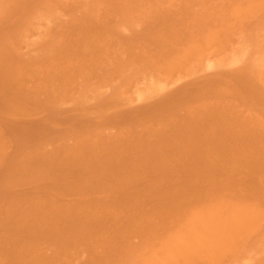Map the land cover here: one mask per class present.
<instances>
[{
  "label": "rangeland",
  "instance_id": "1",
  "mask_svg": "<svg viewBox=\"0 0 264 264\" xmlns=\"http://www.w3.org/2000/svg\"><path fill=\"white\" fill-rule=\"evenodd\" d=\"M53 1L55 0H0V110H1L0 111V115H1L0 116L1 118L0 119V194L2 196V197L0 196V235L2 234L0 236V238H2L0 239V256L2 255L0 257V264H22V263L23 264H36V263L37 264H47V263L48 264H134V263L135 264L136 263L137 264H149V263L150 264H166V262H171V261L172 263L170 264H179L180 261L184 264L186 260L188 261L189 259L190 260L188 261V263L186 262L185 264H264V191H263L264 190V166H263L264 165V157H263L264 155H261L264 153L263 151L264 149V131L263 130L264 129H262L264 128V121H263L264 120L263 118L264 117V97H263L264 77L262 76V74L264 75V64H263L264 62L263 60L264 59V7H263L264 0H245V1L238 0L240 1V4L242 2L244 3L246 7L243 6V4L239 5V2L238 1L236 2V0H229V1L228 0H201V1L200 0H193V1L192 0L191 1L190 0L188 1L187 0H172L173 2L171 0H167V1L166 0H111V1L110 0H56L55 2ZM169 1L172 3H170ZM255 1H257L258 3ZM247 2H249V4ZM254 3H257V4H254ZM45 4H47V6ZM250 4H253L254 12L259 11L260 8L262 9L257 13L256 12L253 13V7L252 5L250 6ZM86 5L88 6L86 7ZM254 5H256V8L258 7V5L259 6L261 5V6L255 9ZM247 6L251 7V8L250 7L248 8L249 11L247 9ZM232 11H233V14L231 17L230 14L232 13ZM245 11L248 14H246ZM132 12L133 13L135 12V13L133 14ZM240 13H243V14L240 15ZM146 14L148 17L145 16ZM138 15L140 18L138 17ZM233 15L236 18H234ZM244 15H245V18L243 17ZM240 16H242V18L238 19ZM233 18L235 19L234 24H233V21H234ZM78 19L80 20V22L78 21ZM231 19H233L232 22H229L231 21ZM221 20L223 22H221ZM226 23H230L232 27L230 24H229L230 26L228 24L227 26ZM214 24H216V26ZM190 25H193V26H190ZM221 26L222 28H219ZM229 27H231L232 29L230 30ZM224 29H228V30H224ZM220 30L222 31V34ZM183 31L185 32L182 33ZM215 33H216V36H215ZM213 35L215 36L214 39H213ZM191 37L195 40H193ZM210 37L211 39L214 40V41L211 40L213 43H210L211 41L209 42ZM149 38L150 39L152 38V39L150 40ZM199 38L202 40V42ZM204 38H207V41L209 43L203 42L206 40V39L203 40ZM63 39H66V40H63ZM215 39H217V41ZM221 42L222 44H220ZM158 44L161 46H159ZM172 44L173 45L176 44V45L173 46ZM217 44H218V47H217ZM174 47H176L175 49H177V51L174 49ZM193 47L196 48L195 51L197 52H194ZM215 47H217L218 50ZM186 48H187V51H184L186 50ZM214 48L217 51H215ZM189 49H190L189 55L192 54L191 55L192 57L195 56L194 58L190 56L191 60L190 58L188 59ZM178 52H179V56H185V57L177 56ZM184 52H185V55H184ZM244 53L246 54L244 55ZM237 54L240 56L238 57ZM88 55L90 57H88ZM160 56H162L163 58H161ZM176 56L179 57V59H177ZM257 56H259V58ZM260 56H263V57H260ZM252 58L254 59L252 60ZM257 58L259 61L257 62L254 61ZM261 58H263L262 61L260 60ZM169 60H171V62ZM161 61L164 64H162ZM178 62H183L182 63L183 65L181 63L179 64ZM202 62L204 66L202 65ZM255 62L259 63L260 67L256 65ZM249 63H251L250 65L253 68L251 66H248ZM199 64L201 67L199 66ZM208 64L210 65V67ZM260 64L262 65V67ZM172 65H174V67ZM245 65L248 67L246 68ZM80 66H82L81 69H79ZM153 67L155 69H153ZM256 67H259L258 70ZM260 68L262 72L259 71ZM249 69H251L252 71H250ZM237 76H239L240 78ZM241 77L245 78V80L243 78L241 79ZM259 79L262 81V83L261 81H259ZM249 80H250V83H249ZM44 81L46 82V84ZM244 83H245V86L250 85L249 87H252V86L253 87L251 89L249 87H245ZM228 89H231V90H228ZM246 89L249 91H247ZM139 91H141L142 93ZM242 91H244L245 94ZM250 91L251 92L256 91L255 93L253 92L254 95L252 94V97H251ZM114 93L117 95H114ZM203 93H205L206 96ZM255 94H256V97H254ZM258 96L259 97L262 96V97L259 98ZM253 99H255L258 103ZM257 99H259L262 102H260ZM197 103H198L197 105L198 107H196ZM249 103L251 105H249ZM210 104H212L213 107ZM250 107L253 113L250 111ZM16 108L18 109V111ZM219 109L220 111L218 112ZM208 112H210V114H208ZM225 112L227 113L225 114ZM217 113H220V114H217ZM205 115L206 116L210 115V116L208 118V117H205ZM254 115L256 116L257 119L253 118L255 117ZM181 117L185 121L187 120L188 122L187 121L186 122L188 124L185 123V121ZM196 118H199L201 120L196 119ZM228 119L230 120L228 121ZM110 120L112 121L109 122ZM157 120L159 122H157ZM233 120L235 121L233 122ZM257 120L261 122L263 121L262 127L260 126L261 123L258 122ZM220 121L222 122L220 123ZM166 123L168 124V126ZM183 123L186 125H184ZM234 123L238 125V129H237V125H235ZM105 125L106 127L104 129ZM101 126L103 130L101 129ZM185 126L187 128L189 127L190 128L188 130H184L186 129ZM240 126H243V127L240 128ZM128 127H129V130L127 129ZM141 127L143 129H141ZM202 127L203 128L205 127V128L203 129ZM217 127L219 128L217 129ZM199 128L202 130H200ZM159 129L162 131H160ZM256 129H260L261 131L260 130L256 131ZM86 131L88 132L86 133ZM132 131L134 134L131 133ZM92 132H94L95 134ZM121 132H123L124 134ZM150 132H152L153 134ZM165 132L166 134H164ZM229 133L230 134L232 133V135H230ZM74 134H76V137ZM142 134H145V136ZM150 134L153 136H151ZM162 134L165 135L166 137L163 136ZM113 135H116L117 137ZM212 135L214 136L213 138H212ZM164 137H165V140H164ZM247 137L248 138L251 137V138L247 139ZM189 138L191 141L189 140ZM15 140H17L18 142ZM20 141L22 142L19 143ZM139 141H140V144H139ZM160 141L162 142V144ZM231 141L233 142L231 143ZM15 142L18 143L19 145L16 144ZM126 142H128V145ZM177 142H178V145H177ZM187 142H189V144ZM216 142L219 144H216ZM257 142L259 145L257 144ZM225 143L227 146L225 145ZM136 144L138 146H136ZM67 145L71 148H68ZM54 146L56 150L54 149ZM58 146H60V148ZM163 146L164 147L166 146V147L163 148ZM207 146H210V148ZM260 146H262L263 149ZM258 147L260 148V151ZM14 148L16 149L14 150ZM79 148H80V151H79ZM184 150H185V153H184ZM219 151L222 153H219ZM195 152H196V155L194 154ZM207 152H209L211 156L212 155L213 156L211 157L209 153ZM143 153L146 157L143 156ZM163 153L165 154L168 153V154L164 155ZM174 153L175 155H173ZM217 153L220 155L218 156ZM226 153H229V154H226ZM234 154L237 155L236 158L238 156L239 157L236 159L234 157ZM255 154L257 156H255ZM158 155L160 156V158ZM46 156H49V157H46ZM209 156L213 159H211ZM192 157L194 158L195 162L193 161ZM218 157L220 158L218 159ZM251 157H254V158H251ZM262 157H263V160H261ZM143 158L147 160L148 162L145 161ZM214 158L218 160L216 161V159ZM103 160H105L106 163H104ZM240 160H241V163H238L239 165L236 164L237 162H240ZM253 160H254L255 165L253 164ZM180 161L181 162L183 161V162L181 163ZM136 163H138L139 165ZM154 163L156 165H154ZM184 163L186 164V166ZM204 163H206L207 166H205L206 164L203 165ZM118 165L119 166L121 165V166L119 167ZM180 165L182 166V169L185 173L187 174L189 172L190 173L188 175L185 174L182 171V169H180L181 168ZM196 165L197 167H195ZM221 165H223L224 169L222 168ZM241 165L242 167H240ZM249 165H250V168H248ZM122 166H125V167H122ZM199 166H201V168ZM202 167L205 168V169L203 168L205 171L202 169ZM260 167L263 169H261ZM251 168L253 171L251 170ZM112 169H113V172H112ZM136 169L138 170L136 171ZM194 169L197 170L198 173ZM201 169L203 170L204 173L202 172ZM246 169H249L250 171ZM200 170H201V175H200ZM126 171H128L129 174ZM166 171L168 173L170 171L171 172L168 174ZM208 171L210 172V174L208 173ZM224 171L226 175L222 174L224 173ZM255 171L257 172L255 173ZM118 172H120L119 175H117ZM174 172L178 174L176 175ZM235 176H238L241 178L238 179L237 177L235 179ZM255 178L257 180H254ZM202 179L203 181H201ZM220 179H222L223 181ZM119 181L121 184L119 183ZM177 181H179V183ZM238 181L240 182L237 183ZM114 182L116 183L118 182V183L116 184ZM170 183H173V184H170ZM176 183H178L179 186ZM127 184H129L130 186L129 185L126 186ZM152 184H156V185H152ZM198 184H199V187H197ZM213 184L215 185V187ZM123 186H124V189H123ZM170 186H173L171 187L173 189L168 188ZM90 187L93 189V191ZM108 187L109 188L111 187V188L109 189ZM194 187L197 189H195ZM29 188L31 189V191L29 190ZM97 188H99L100 190ZM115 189H116V192L118 193L115 192ZM135 189H136V193H135ZM181 189H183V191ZM188 189H191V190H188ZM239 189L240 191H238ZM152 190H155V191H152ZM175 190H177V192ZM83 191H84V194H83ZM193 191H194V194H192ZM213 191H215L214 193L218 192L219 197L217 196V193L213 194ZM155 192L157 194L159 192L161 193L157 195ZM185 192H186V195H184ZM187 192H189V194ZM179 193L180 194L182 193V194L180 195ZM125 196H128L129 198ZM116 197L118 200L115 199ZM130 197H133V198L131 199ZM188 197L190 198V201H188L189 200ZM223 198L225 200H223ZM40 199L41 201H39ZM88 201H90L89 202L90 205L87 204ZM125 201H128L129 204L128 202H125ZM176 201H177V204H176ZM186 201L188 202L187 204H186ZM204 201L207 202V204H204ZM147 202H150L151 204L150 203L148 204ZM228 202H229V205H228ZM83 203L85 205H83ZM94 203H96L95 205H97V208H95L96 206L94 205ZM195 203H198L196 207H195ZM246 203H248L247 206H246ZM164 204H167V205H164ZM137 205L139 208L137 207ZM156 205H158V207H154ZM201 206L203 207L201 208ZM220 206H222V208H220ZM241 206L244 209H242ZM192 207L194 208V210H192L193 209ZM256 207L257 209L258 208L259 209L257 210ZM238 208L242 210L241 213L238 212L240 211ZM133 209L134 211H132ZM216 209H219V210L221 209V210L215 211ZM190 210H192L191 213H190ZM208 210L211 214L208 212ZM233 210L237 211V213L241 214L242 216L238 215ZM113 211H115L116 213ZM246 211L249 212L248 215L249 214L250 216L253 215V217H250L249 219ZM4 212L5 214H7L6 212H8V214L4 215ZM28 212H31V213H28ZM135 212L138 215L136 214L134 215ZM193 213L194 214L197 213L196 216H193L194 215ZM198 213L200 215H198ZM235 213L237 217L235 216ZM244 213H246L248 217L247 219H245L246 217L244 218V215H245ZM205 214L207 215L205 216ZM214 214H216V216ZM185 215L186 216L188 215L190 219L188 220V216L186 217ZM34 216L36 217L32 218ZM56 217H60V219ZM185 217L187 219H185ZM206 217L207 218L211 217L212 221H210L211 219L209 218L207 219ZM214 217H216L218 220H220L221 218V222L218 221ZM75 218L76 220L77 219L78 220L77 221L72 220ZM252 218H255V219L253 220ZM228 219L229 221H227ZM243 219L245 221H243ZM14 220H17V221L15 222ZM56 220L59 222H56ZM129 220H131L132 223ZM176 220H179L181 224L175 227L173 225H177V223H179ZM246 220H248V222ZM252 221L254 222L251 223ZM183 222L185 223L182 224ZM186 222L187 223L189 222L188 224L189 226L186 224ZM193 222L198 227V230H200L199 232L198 230L197 231L194 230L195 225H192ZM232 222H235V223H232ZM81 223H82V226H81ZM237 223H240L239 225L241 227L237 225ZM31 224L32 225L34 224V225L32 226ZM185 224H186L185 227H187V229L184 227ZM28 225H30L29 228H28ZM106 225H109V226H106ZM207 225H210V226L213 225L215 227L213 228V226H211L213 228L212 229L213 232L211 231V228L208 227ZM217 225H219L218 226L219 229H216L218 228ZM237 226H239L241 229ZM94 227L96 230L94 229ZM188 227H190V230H192V232L191 231L189 232ZM236 227L239 230L236 229ZM87 228L89 229L87 230ZM182 228L185 229V231ZM233 228L235 229V232L237 235L235 234V232H233L234 231ZM51 229L53 231H51ZM173 229L177 230V232L174 231ZM215 229L216 231L217 230L219 231L220 229H222V231L220 230L219 233H221L222 235L224 234L223 237L218 232H215L214 231ZM186 230L189 233V234L187 233L188 235L185 233ZM201 230L206 231V234L203 232V234H205V237L203 234H201L202 236L199 234V233H202ZM236 230L239 231V233ZM182 231H184V233H182ZM10 232L13 234H11ZM18 232H19V235H18ZM208 232L211 235L215 232L214 237L218 233L219 238L217 239L219 240H216L213 236L208 235L209 234ZM227 232L229 233L227 234ZM85 233L86 235L88 234L87 237ZM76 234L77 235L81 234V235L75 236ZM227 235H230V237ZM180 236L181 237L184 236V237L180 238ZM187 236H190V238L192 236V238L191 239L189 238V240L187 238V240L189 241L188 244H187V240L185 239ZM195 237L196 238L199 237V239H196ZM161 238H163V241H161L162 240ZM204 238H206L207 241L204 240ZM220 239H222L221 241H223L222 242L223 246L217 245L218 246V249H217L215 247V244L217 243V241L220 242ZM81 240H83V243ZM96 240L97 241L99 240L102 243H100L99 241L96 242ZM198 240L200 241L198 242ZM212 240H213V243H211ZM192 241L198 244L200 243L199 246L201 247L202 245L205 246L206 242L209 244L211 243V244L210 245L206 244L205 247H207L208 249L205 247H202V248L200 247V252H199V248H198L199 246L196 243H195V246H194V243L191 244ZM214 242L216 243L214 244ZM168 243L170 244L172 243L171 245L177 246L176 249L177 248L178 249L176 250L175 248H169L168 246H170V244ZM177 243H180V245H178ZM62 244L63 245L65 244V245L62 246ZM212 244L214 247L212 246ZM30 245H31V249H29ZM163 245H165V247ZM181 245H183V247H181ZM185 245H187L188 247H185ZM207 245L211 246L210 249L214 248L215 250H212V249L210 250ZM158 246H160L162 249L160 248L159 250L158 248H156ZM196 246L198 248V251H197V248L196 249L194 248ZM220 246L222 248H219ZM166 247H168L169 249L167 250ZM179 248H180V251H178ZM203 248L204 250H202ZM189 249H190V253L184 254V252L186 253L185 250H189ZM193 250L196 252H194ZM205 250H207L208 253H206ZM208 250L210 251V253ZM191 251L196 254H192ZM202 251L207 256H205L203 253L201 256L200 254ZM214 251H216V253H214ZM180 252H182L181 256L178 257L180 255ZM165 253L169 255V257ZM173 253L175 255L176 253L179 254L176 256V258L178 257L177 259H175V256H172L174 255ZM208 254L209 255L214 254V255H212V258L210 259ZM143 255H145V257ZM203 255L206 258H204ZM185 256L186 257L189 256L187 257L189 259H187ZM194 256H195V259H191V257L194 258ZM196 256L198 259L196 258ZM146 257L149 258L150 260L147 259ZM4 258L6 260H4ZM151 258L153 259V261ZM169 259H171V261H169ZM183 259H185L184 262L182 261ZM34 261L35 263H33ZM190 261H193V263L192 262L190 263Z\"/></svg>",
  "mask_w": 264,
  "mask_h": 264
},
{
  "label": "bare ground",
  "instance_id": "2",
  "mask_svg": "<svg viewBox=\"0 0 264 264\" xmlns=\"http://www.w3.org/2000/svg\"><path fill=\"white\" fill-rule=\"evenodd\" d=\"M55 1H56V0H55ZM55 1H53V2H55ZM110 1H111V0H110ZM166 1H167V0H166ZM171 1H172V0H171ZM187 1H188V0H187ZM190 1H191V0H190ZM192 1H193V0H192ZM200 1H201V0H200ZM228 1H229V0H228ZM237 1H238V0H236V2H237ZM244 1H245V0H244ZM103 2H104V1H103ZM127 2H128V1H127ZM130 2H131V1H130ZM149 2H150V1H149ZM158 2H159V1H158ZM169 2H170V1H169ZM169 2H168V4H169ZM172 2H173V1H172ZM172 2H170V3H172ZM179 2H180V1H179ZM238 2H239V5L243 4V6H245L244 3L241 2V4H240V1H238ZM255 2H257V1H255ZM260 2H261V1H260ZM96 3H97V2H96ZM104 3H105V2H104ZM133 3H134V2H133ZM135 3H136V2H135ZM182 3H183V2H182ZM187 3H188V2H187ZM192 3H194V2H192ZM196 3H197V2H196ZM196 3H195V4H196ZM228 3H229V2H228ZM247 3L249 4V2H247ZM251 3H252V2H251ZM257 3H258V2H257ZM257 3H254V4H257ZM6 4H7V3H6ZM117 4H118V3H117ZM127 4H128V3H127ZM130 4H131V3H130ZM149 4H150V3H149ZM149 4H148V5H149ZM164 4H165V3H164ZM176 4H177V2H176ZM185 4H186V3H185ZM229 4H230V3H229ZM233 4H234V3H233ZM248 4H247V5H248ZM259 4H260V3H259ZM261 4H263V3H261ZM11 5H12V3H11ZM43 5H44V4H43ZM45 5L47 6V4H45ZM100 5H101V4H100ZM121 5H122V4H121ZM139 5H140V4H139ZM144 5H145V4H144ZM154 5H155V4H154ZM251 5H252V7H253V4H250V6H251ZM263 5H264V4H263ZM54 6H55V5H54ZM87 6H88V5H86V7H87ZM94 6H95V5H94ZM131 6H132V5H131ZM142 6H143V5H142ZM170 6H171V4H170ZM250 6H249V7H250ZM254 6H255V9H257V8L260 7L261 5H260V6L258 5L257 8H256V5H254ZM136 7H137V6H136ZM139 7H140V6H139ZM144 7H145V6H144ZM147 7H148V6H147ZM189 7H190V6H189ZM227 7H228V6H227ZM229 7H230V6H229ZM235 7H236V6H235ZM245 7H246V6H245ZM249 7L247 6V9H248ZM263 7H264V6H263ZM47 8H48V7H47ZM158 8H159V7H158ZM250 8H251V7H250ZM126 9H127V8H126ZM184 9H185V8H184ZM188 9H189V8H188ZM227 9H228V8H227ZM261 9H262V8H260L259 11H260ZM85 10H86V8H85ZM91 10H92V9H91ZM148 10H149V9H148ZM153 10H155V9H153ZM169 10H170V9H169ZM228 10H229V9H228ZM230 10H232V9H230ZM245 10H246V9H245ZM58 11H59V10H58ZM134 11H135V10H134ZM142 11H143V10H142ZM179 11H180V10H179ZM223 11H224V10H223ZM246 11H247V10H246ZM246 11H245V12H246ZM248 11H249V9H248ZM248 11H247V12H248ZM259 11H257V12H259ZM128 12H129V11H128ZM149 12H150V11H149ZM155 12H156V11H155ZM157 12H158V10H157ZM243 12H244V11H243ZM247 12H246V14H248ZM255 12H256V11H255ZM255 12H254V7H253V13H255ZM257 12H256V13H257ZM93 13H94V12H93ZM97 13H98V12H97ZM132 13H133V12H132ZM134 13H135V12H134ZM134 13H133V14H134ZM144 13H145V12H144ZM189 13H190V12H189ZM220 13H221V11H220ZM230 13H231V12H230ZM234 13H235V12H234ZM251 13H252V12H251ZM83 14H84V13H83ZM142 14H143V13H142ZM232 14H233V11H232V13L230 14L231 17H232ZM235 14H236V13H235ZM242 14H243V13H240V15H242ZM89 15H90V14H89ZM152 15H153V14H152ZM192 15H193V14H192ZM221 15H222V14H221ZM132 16H133V15H132ZM132 16H131V17H132ZM145 16H147V14H146ZM145 16H144V17H145ZM216 16H217V15H216ZM233 16H234V15H233ZM246 16H247V15H246ZM97 17H98V16H97ZM131 17H130V18H131ZM135 17H136V16H135ZM138 17H139V15H138ZM138 17H137V18H138ZM147 17H148V16H147ZM147 17H146V18H147ZM166 17H167V16H166ZM191 17H192V16H191ZM219 17H220V16H219ZM223 17H224V15H223ZM223 17H222V18H223ZM243 17L245 18V15H244ZM12 18H13V17H12ZM139 18H140V17H139ZM139 18H138V19H139ZM141 18H142V17H141ZM234 18H236V17L234 16ZM234 18H233V19H234ZM237 18H238V17H237ZM240 18H242V16H240L238 19H240ZM133 19H134V18H133ZM152 19H153V18H152ZM233 19H231V21H229V22H232ZM11 20H12V19H11ZM134 20H135V19H134ZM167 20H168V19H167ZM222 20H223V19H222ZM222 20H221V22H223ZM78 21L80 22L79 19H78ZM164 21H165V20H164ZM164 21H163V22H164ZM193 21H194V20H193ZM193 21H192V22H193ZM238 21H240V20H238ZM2 22H3V21H2ZM168 22H169V21H168ZM182 22H183V21H182ZM187 22H188V21H187ZM234 22H235V19H234V21H233V24H234ZM242 22H243V21H242ZM92 23H93V21H92ZM237 23H238V22H237ZM83 24H85V23H83ZM184 24H185V23H184ZM186 24H187V23H186ZM191 24H192V23H191ZM198 24H199V23H198ZM227 24L229 25L230 23H226V25H227ZM4 25H5V24H4ZM81 25H82V24H81ZM87 25H88V24H87ZM89 25H90V24H89ZM162 25H163V24H162ZM170 25H171V24H170ZM214 25L216 26V24H214ZM228 25H227V26H228ZM230 25H231V24H230ZM230 25H229V26H230ZM2 26H3V25H2ZM153 26H154V25H153ZM163 26H164V25H163ZM174 26H175V25H174ZM179 26H180V25H179ZM185 26H186V25H185ZM188 26H189V25H188ZM190 26H193V25H190ZM223 26H224V25H223ZM83 27H85V26H83ZM91 27H92V26H91ZM159 27H160V26H159ZM183 27H184V26H183ZM231 27H232V25H231ZM231 27H229L230 30L232 29ZM89 28H90V27H89ZM185 28H186V27H185ZM211 28H212V27H211ZM219 28H222V26L219 27ZM226 28H228V27H226ZM172 30H173V29H172ZM182 30H183V29H182ZM218 30H219V29H218ZM222 30H223V29H222ZM224 30H228V29H224ZM230 30H229V31H230ZM207 31H209V30H207ZM141 32H142V30H141ZM151 32H152V31H151ZM184 32H185V31H183L182 33H184ZM191 32H192V31H191ZM220 32H221V34H222V31H221V30H220ZM223 32H224V31H223ZM226 32H227V31H226ZM138 33H139V32H138ZM163 33H164V32H163ZM180 33H181V32H180ZM206 33H207V32H206ZM169 34H170V33H169ZM177 34H178V33H177ZM151 35H152V34H151ZM158 35H159V34H158ZM162 35H163V34H162ZM183 35H184V34H183ZM194 35H195V34H194ZM203 35H204V34H203ZM208 35H210V34H208ZM154 36H155V35H154ZM204 36H205V35H204ZM215 36H216V33H215ZM215 36L213 35V39H214ZM221 36H222V35H221ZM146 37H147V36H146ZM150 37H151V36H150ZM160 37H161V36H160ZM164 37H165V36H164ZM205 37H206V36H205ZM225 37H226V36H225ZM173 38H174V37H173ZM191 38H192V37H191ZM191 38H190V39H191ZM194 38H195V37H194ZM200 38H202V37H200ZM200 38H199V39H200ZM149 39H150V38H149ZM151 39H152V38H151ZM151 39H150V40H151ZM153 39H154V38H153ZM177 39H178V38H177ZM192 39H193V38H192ZM205 39H206V40H205ZM213 39H211V37H210L209 42H210L211 40L214 41ZM217 39H218V38H217ZM217 39H215V40L217 41ZM20 40H21V39H20ZM46 40H47V39H46ZM63 40H66V39H63ZM141 40H142V39H141ZM159 40H161V39H159ZM159 40H158V42H159ZM193 40H195V39H193ZM200 40H201V39H200ZM203 40H205V41H203V42H205V43H206V42L209 43V42L207 41V38H204ZM222 40H223V39H222ZM229 40H231V39H229ZM229 40H228V41H229ZM49 41H50V40H49ZM136 41H137V39H136ZM165 41H166V40H165ZM169 41H170V40H169ZM189 41H190V40H189ZM212 41H211L210 43H213ZM166 42H167V41H166ZM191 42H192V41H191ZM198 42H199V40H198ZM201 42H202V40H201ZM169 43H170V42H169ZM218 43H219V42H218ZM160 44H161V43H160ZM220 44H222V42H221ZM224 44H226V43H224ZM144 45H145V44H144ZM158 45H159V44H158ZM172 45H173V44H172ZM174 45H176V44H174ZM174 45H173V46H174ZM184 45H185V44H184ZM189 45H190V44H189ZM36 46H37V45H36ZM149 46H150V45H149ZM159 46H161V45H159ZM159 46H158V47H159ZM180 46H181V45H180ZM221 46H222V45H221ZM66 47H67V46H66ZM181 47H182V46H181ZM190 47H191V46H190ZM202 47H204V46H202ZM217 47H218V44H217ZM217 47H215V48H217ZM226 47H227V46H226ZM5 48H6V47H5ZM84 48H85V47H84ZM163 48H165V47H163ZM175 48H176V47H174V49H175ZM178 48H179V47H178ZM193 48H194V47H193ZM215 48H214V50H215ZM81 49H82V48H81ZM150 49H151V47H150ZM172 49H173V48H172ZM174 49H173V50H174ZM183 49H184V47H183ZM195 49H196V48H194V52H197V51H195ZM222 49H223V48H222ZM226 49H227V48H226ZM235 49H236V47H235ZM235 49H234V50H235ZM60 50H61V49H60ZM144 50H146V49H144ZM160 50H161V49H160ZM166 50H167V49H166ZM175 50L177 51V49H175ZM180 50H181V48H180ZM217 50H218V48H217ZM217 50H215V51H217ZM219 50H220V49H219ZM83 51H84V50H83ZM91 51H92V50H91ZM150 51H151V50H150ZM178 51H179V50H178ZM184 51H187V48H186V50H184ZM200 51H201V50H200ZM215 51H214V52H215ZM231 51H232V50H231ZM143 52H144V51H143ZM147 52H148V51H147ZM167 52H168V51H167ZM235 52H236V51H235ZM64 53H65V52H64ZM86 53H87V52H86ZM131 53H132V52H131ZM154 53H155V52H154ZM159 53H160V52H159ZM175 53H176V52H175ZM180 53H181V51H180ZM182 53H183V52H182ZM186 53H187V52H186ZM233 53H234V52H233ZM237 53H238V52H237ZM189 54H190V49H189V51H188V55H189ZM235 54H236V53H235ZM235 54H234V55H235ZM239 54H240V53H239ZM245 54H246V53H244V55H245ZM84 55H85V54H84ZM94 55H95V54H94ZM165 55H166V54H165ZM171 55H172V54H171ZM173 55H174V53H173ZM182 55H183V54H182ZM184 55H185V52H184ZM191 55H192V54H191ZM191 55H189V57H188V59L190 58V60H191V57H192ZM237 55H238V54H237ZM177 56H179V52H178V55H177ZM177 56H176V57H177ZM190 56H191V57H190ZM193 56H194V55H193ZM239 56H240V55H238V57H239ZM241 56H242V55H241ZM88 57H90V56L88 55ZM160 57L163 58L162 56H160ZM179 57H185V56H179ZM179 57H177V59H179ZM194 57H195V56H194ZM194 57H192V58H194ZM234 57H235V56H234ZM238 57H237V58H238ZM244 57H245V56H244ZM257 57L259 58V56H257ZM260 57H263V56H260ZM91 58H92V57H91ZM169 58H170V57H169ZM169 58H168V59H169ZM237 58H236V59H237ZM254 58H255V57H254ZM254 58H252V60H253ZM258 58H257L256 60H254V61H256V62L259 61ZM157 59H158V57H157ZM174 59H175V58H174ZM177 59H176V60H177ZM262 59H263V58H261L260 60L262 61ZM86 60H87V59H86ZM91 60H92V59H91ZM151 60H152V59H151ZM164 60H165V59H164ZM164 60H163V61H164ZM182 60H183V58H182ZM216 60H217V59H216ZM250 60H251V59H250ZM263 60H264V59H263ZM94 61H95V60H94ZM155 61H156V60H155ZM169 61L171 62V60H169ZM177 61H178V60H177ZM179 61H180V60H179ZM261 61H260V63H261ZM41 62H42V61H41ZM80 62H81V60H80ZM251 62H252V61H251ZM256 62H255V63H256ZM88 63H89V62H88ZM158 63H159V62H158ZM158 63H157V64H158ZM161 63H162V61H161ZM172 63H174V62H172ZM178 63H179V64H180V63L182 64L183 62H178ZM79 64H81V63H79ZM90 64H91V63H90ZM157 64H156V65H157ZM162 64H164V63H162ZM168 64H169V63H168ZM168 64H167V65H168ZM250 64H251V63H249L248 66H251ZM263 64H264V62H263ZM158 65H159V64H158ZM165 65H166V64H165ZM182 65H183V64H182ZM182 65H181V67H182ZM202 65H203V62H202ZM208 65H209V64H208ZM246 65H247V63H246ZM246 65H245V67L247 68L248 66H246ZM256 65L259 66V63H256ZM260 65H261V64H260ZM40 66H41V65H40ZM82 66H83V65H82ZM82 66H80L79 69H81ZM169 66H171V65H169ZM172 66L174 67V65H172ZM199 66H200V64H199ZM199 66H198V67H199ZM203 66H204V65H203ZM154 67H155V66H154ZM154 67H153V69L156 68V67H155V68H154ZM183 67H184V66H183ZM194 67H195V66H194ZM200 67H201V66H200ZM209 67H210V65H209ZM251 67H252V66H251ZM259 67H260V66H259ZM259 67H256L257 70H258ZM261 67H262V65H261ZM45 68H46V67H45ZM67 68H68V67H67ZM150 68H151V67H150ZM252 68H253V67H252ZM252 68H251V69H252ZM256 68H255V69H256ZM61 69H62V68H61ZM153 69H152V70H153ZM162 69H163V68H162ZM192 69H193V68H192ZM203 69H204V68H203ZM251 69H249V70L252 71ZM262 69H263V68H262ZM7 70H8V69H7ZM62 70H63V69H62ZM71 70H72V69H71ZM173 70H174V69H173ZM206 70H207V69H206ZM242 70H243V69H242ZM27 71H28V70H27ZM72 71H73V70H72ZM74 71H75V70H74ZM85 71H86V70H85ZM147 71H148V70H147ZM160 71H161V70H160ZM170 71H171V70H170ZM259 71L262 72V71H261V68H260ZM23 72H24V71H23ZM81 72H82V71H81ZM144 72H145V71H144ZM199 72H200V71H199ZM7 73H8V72H7ZM62 73H63V72H62ZM174 73H175V71H174ZM257 73H258V72H257ZM17 74H18V73H17ZM70 74H71V73H70ZM83 74H84V72H83ZM250 74H251V73H250ZM255 74H256V73H255ZM258 74H259V73H258ZM258 74H257V75H258ZM21 75H22V74H21ZM21 75H20V76H21ZM171 75H173V74H171ZM190 75H191V74H190ZM235 75H236V74H235ZM235 75H233V76H235ZM45 76H46V75H45ZM48 76H49V75H48ZM68 76H69V75H68ZM147 76H148V74H147ZM262 76L264 77L263 74H262ZM237 77H239V76H237ZM259 77H260V76H259ZM140 78H141V77H140ZM147 78H148V77H147ZM239 78H240V77H239ZM242 78H243V77H241V79H242ZM142 79H143V78H142ZM217 79H218V78H217ZM243 79L245 80V78H243ZM256 79H257V78H256ZM261 79H262V78H261ZM149 80H150V79H149ZM153 80H154V79H153ZM153 80H152V81H153ZM136 81H137V80H136ZM139 81H140V80H139ZM146 81H147V80H146ZM152 81H151V83H152ZM252 81H253V79H252ZM255 81H257V80H255ZM259 81H261V80L259 79ZM44 82H45V81H44ZM137 82H138V81H137ZM148 82H149V81H148ZM247 82H248V81H247ZM175 83H176V82H175ZM208 83H209V82H208ZM239 83H240V82H239ZM249 83H250V80H249ZM251 83H253V82H251ZM261 83H262V81H261ZM45 84H46V82H45ZM227 84H228V83H227ZM241 84H242V83H241ZM254 84H255V83H254ZM254 84H253V85H254ZM256 84H258V83H256ZM19 85H21V84H19ZM30 85H31V84H30ZM248 85H249V84H248ZM261 85H262V84H261ZM46 86H47V85H46ZM86 86H87V85H86ZM148 86H149V85H148ZM203 86H204V85H203ZM207 86H208V84H207ZM210 86H211V85H210ZM244 86H245V83H244ZM249 86H250V85H249ZM249 86H245V87H249ZM254 86H255V85H254ZM16 87H18V86H16ZM204 87H205V86H204ZM204 87H202V88H204ZM252 87H253V86H252ZM252 87H249V88L251 89ZM255 87H256V86H255ZM13 88H14V87H13ZM144 88H145V87H144ZM148 88H149V87H148ZM164 88H165V87H164ZM227 88H228V87H227ZM237 88H238V87H237ZM240 88H241V87H240ZM243 88H244V87H243ZM259 88H260V87H259ZM259 88H258V89H259ZM263 88H264V87H263ZM263 88H262V90H263ZM83 89H84V88H83ZM253 89H254V88H253ZM22 90H23V89H22ZM209 90H210V89H209ZM211 90H212V89H211ZM216 90H217V89H216ZM228 90H231V89H228ZM237 90H238V89H237ZM246 90H247V89H246ZM82 91H83V90H82ZM87 91H88V90H87ZM90 91H91V90H90ZM161 91H162V90H161ZM223 91H224V90H223ZM238 91H239V90H238ZM247 91H249V90H247ZM53 92H54V91H53ZM139 92H141V91H139ZM242 92L244 93V91H242ZM250 92H251V91H250ZM253 92H254V91H252V92L250 93V94H251V97H252ZM255 92H256V91H255ZM255 92H254V93H255ZM47 93H48V92H47ZM141 93H142V92H141ZM156 93H157V92H156ZM258 93H259V92H258ZM150 94H151V93H150ZM172 94H173V93H172ZM191 94H192V93H191ZM203 94L206 96L205 93H203ZM211 94H212V93H211ZM236 94H237V93H236ZM244 94H245V93H244ZM248 94H249V93H248ZM261 94H262V93H261ZM64 95H65V94H64ZM114 95H117V94L114 93ZM114 95H113V96H114ZM118 95H119V94H118ZM138 95H139V94H138ZM145 95H146V93H145ZM192 95H193V94H192ZM217 95H218V94H217ZM238 95H239V94H238ZM253 95H254V94H253ZM83 96H84V94H83ZM165 96H166V95H165ZM190 96H191V95H190ZM219 96H220V95H219ZM225 96H226V95H225ZM232 96H233V95H232ZM248 96H249V95H248ZM96 97H97V96H96ZM111 97H112V95H111ZM132 97H133V96H132ZM163 97H164V96H163ZM166 97H167V96H166ZM186 97H187V96H186ZM192 97H193V96H192ZM194 97H195V95H194ZM229 97H231V96H229ZM233 97H234V96H233ZM235 97H236V96H235ZM249 97H250V96H249ZM251 97H250V98H251ZM254 97H256V94H255ZM258 97H259V96H258ZM261 97H262V96H260L259 98H261ZM263 97H264V95H263ZM84 98H85V97H84ZM84 98H83V99H84ZM118 98H119V97H118ZM125 98H126V96H125ZM150 98H151V97H150ZM243 98H244V97H243ZM128 99H129V98H128ZM201 99H202V98H201ZM214 99H215V98H214ZM222 99H223V98H222ZM237 99H238V98H237ZM245 99H246V98H245ZM8 100H9V99H8ZM98 100H99V99H98ZM133 100H134V99H133ZM160 100H161V99H160ZM251 100H252V99H251ZM253 100H255V99H253ZM257 100H259V99H257ZM261 100H263V99H261ZM81 101H82V100H81ZM101 101H102V100H101ZM200 101H202V100H200ZM219 101H221V100H219ZM231 101H232V100H231ZM245 101H246V100H245ZM255 101H256V100H255ZM255 101H254V103H255ZM259 101H260V100H259ZM27 102H28V101H27ZM105 102H106V101H105ZM105 102H104V103H105ZM233 102H234V101H233ZM256 102H257V101H256ZM260 102H262V101H260ZM48 103H49V102H48ZM79 103H80V102H79ZM84 103H85V102H84ZM106 103H107V102H106ZM119 103H120V102H119ZM158 103H159V102H158ZM160 103H162V102H160ZM199 103H200V102H199ZM202 103H203V102H202ZM202 103H201V104H202ZM228 103H229V102H228ZM234 103H235V102H234ZM244 103H245V102H244ZM246 103H247V102H246ZM257 103H258V102H257ZM27 104H28V103H27ZM100 104H101V103H100ZM100 104H99V105H100ZM226 104H227V103H226ZM114 105H115V104H114ZM158 105H159V104H158ZM189 105H190V104H189ZM189 105H187V106H189ZM197 105H198V103L196 104V107H198ZM210 105H212V104H210ZM222 105H223V104H222ZM249 105H251V104L249 103ZM100 106H101V105H100ZM193 106H194V105H193ZM199 106H200V105H199ZM190 107H191V106H190ZM202 107H203V106H202ZM204 107H206V106H204ZM208 107H209V105H208ZM212 107H213V105H212ZM219 107H220V106H219ZM226 107H227V106H226ZM253 107H254V105H253ZM102 108H103V107H102ZM109 108H110V107H109ZM217 108H218V107H217ZM217 108H216V109H217ZM247 108H248V107H247ZM259 108H260V107H259ZM16 109H17V108H16ZM149 109H151V108H149ZM192 109H193V108H192ZM252 109H253V108H252ZM142 110H144V109H142ZM188 110H189V109H188ZM194 110H195V109H194ZM194 110H193V111H194ZM203 110H205V109H203ZM233 110H234V109H233ZM0 111H1V110H0ZM17 111H18V109H17ZM136 111H137V110H136ZM145 111H146V110H145ZM145 111H144V112H145ZM198 111H199V110H198ZM216 111H217V110H216ZM219 111H220V109L218 110V112H219ZM250 111H251V107H250ZM141 112H142V111H141ZM144 112H143V113H144ZM148 112H149V111H148ZM235 112H236V111H235ZM251 112H252V111H251ZM18 113H20V112H18ZM136 113H137V112H136ZM143 113H142V114H143ZM226 113H227V112H225V114H226ZM229 113H230V112H229ZM252 113H253V112H252ZM189 114H190V113H189ZM203 114H204V113H203ZM203 114H202V115H203ZM208 114H210V112H208ZM212 114H213V112H212ZM217 114H220V113H217ZM221 114H222V113H221ZM223 114H224V113H223ZM257 114H258V113H257ZM168 115H170V114H168ZM175 115H176V114H175ZM202 115H201V116H202ZM233 115H234V114H233ZM248 115H249V114H248ZM0 116H1V115H0ZM2 116H3V115H2ZM11 116H12V115H11ZM98 116H99V115H98ZM105 116H106V115H105ZM136 116H137V115H136ZM136 116H135V117H136ZM171 116H172V115H171ZM195 116H197V115H195ZM199 116H200V114H199ZM199 116H198V117H199ZM209 116H210V115H209ZM209 116H208V115H207V116L205 115V117H208V118H209ZM218 116H219V115H218ZM220 116H221V115H220ZM226 116H227V115H226ZM236 116H238V115H236ZM251 116H252V115H251ZM254 116H255V115H254ZM4 117H5V116H4ZM47 117H48V116H47ZM162 117H163V116H162ZM222 117H223V116H222ZM243 117H244V116H243ZM257 117H258V116H257ZM262 117H263V115H262ZM5 118H6V117H5ZM69 118H70V117H69ZM122 118H123V117H122ZM131 118H133V117H131ZM131 118H130V119H131ZM181 118H182V117H181ZM201 118H202V117H201ZM213 118H214V117H213ZM215 118H216V117H215ZM230 118H231V117H230ZM247 118H248V117H247ZM251 118H252V117H251ZM253 118L255 119L256 116L253 117ZM258 118H259V117H258ZM263 118H264V117H263ZM0 119H1V118H0ZM7 119H8V118H7ZM55 119H56V118H55ZM59 119H60V118H59ZM71 119H72V118H71ZM170 119H171V118H170ZM170 119H168V120H170ZM174 119H175V118H174ZM182 119H183V118H182ZM192 119H193V118H192ZM196 119H199V118H196ZM196 119H195V121H196ZM234 119H235V117H234ZM256 119H257V118H256ZM259 119H260V118H259ZM165 120H166V119H165ZM183 120H184V119H183ZM193 120H194V119H193ZM199 120H201V119H199ZM226 120H227V119H226ZM229 120H230V119H228V121H229ZM262 120H263V119H262ZM58 121H59V120H58ZM77 121H78V120H77ZM80 121H81V120H80ZM82 121H84V120H82ZM107 121H108V120H107ZM111 121H112V120H110L109 122H111ZM120 121H121V120H120ZM173 121H174V120H173ZM184 121H185V120H184ZM186 121H187V120H186ZM186 121H185V123L188 122V121H187V122H186ZM195 121H194V122H195ZM215 121H217V120H215ZM234 121H235V120H233V122H234ZM257 121L261 123L260 126L262 127V125H263L262 122H263L264 120H263L262 122L259 121V120H257ZM34 122H36V121H34ZM67 122H68V121H67ZM151 122H152V121H151ZM157 122H159V121L157 120ZM169 122H171V121H169ZM201 122H202V121H201ZM201 122H200V123H201ZM207 122H208V121H207ZM221 122H222V121H220V123H221ZM223 122H224V121H223ZM247 122H248V120H247ZM247 122H246V123H247ZM254 122H255V120H254ZM117 123H118V122H117ZM123 123H124V122H123ZM148 123H149V122H148ZM197 123H198V122H197ZM202 123H203V122H202ZM202 123H201V124H202ZM229 123H231V122H229ZM237 123H238V122H237ZM256 123H257V122H256ZM260 123H259V124H260ZM41 124H42V123H41ZM108 124H109V123H108ZM108 124H107V125H108ZM114 124H115V123H114ZM118 124H119V123H118ZM140 124H141V123H140ZM166 124H167V123H166ZM170 124H171V123H170ZM177 124H178V122H177ZM183 124H184V123H183ZM183 124H182V125H183ZM187 124H188V123H187ZM209 124H210V122H209ZM209 124H207V125H209ZM218 124H219V122H218ZM222 124H223V123H222ZM234 124H235V123H234ZM243 124H244V122H243ZM259 124H258V125H259ZM7 125H8V124H7ZM110 125H111V124H110ZM146 125H147V124H146ZM184 125H186V124H184ZM202 125H203V124H202ZM235 125H237V124H235ZM26 126H27V125H26ZM90 126H91V125H90ZM92 126H93V125H92ZM115 126H116V125H115ZM118 126H119V125H118ZM153 126H154V125H153ZM153 126H152V127H153ZM167 126H168V124H167ZM176 126H177V125H176ZM180 126H181V125H180ZM194 126H196V125H194ZM214 126H215V125H214ZM232 126H233V125H232ZM247 126H248V125H247ZM254 126H255V125H254ZM73 127H74V125H73ZM105 127H106V125L104 126V129H105ZM138 127H140V126H138ZM155 127H156V126H155ZM157 127H158V126H157ZM164 127H165V126H164ZM164 127H163V128H164ZM185 127H186V126H185ZM197 127H198V126H197ZM241 127H243V126H240V128H241ZM255 127H256V126H255ZM12 128H13V127H12ZM44 128H46V127H44ZM75 128H76V127H75ZM86 128H87V127H86ZM94 128H95V127H94ZM111 128H113V127H111ZM118 128H119V127H118ZM146 128H147V127H146ZM175 128H176V127H175ZM178 128H179V127H178ZM181 128H182V127H181ZM189 128H190V127H189ZM189 128L186 127V129H184V130H188ZM202 128H203V127H202ZM204 128H205V127H204ZM204 128H203V129H204ZM206 128H207V127H206ZM208 128H209V127H208ZM211 128H212V127H211ZM218 128H219V127H217V129H218ZM224 128H225V127H224ZM233 128H234V127H233ZM20 129H21V128H20ZM22 129H23V128H22ZM37 129H38V128H37ZM79 129H80V127H79ZM83 129H84V128H83ZM97 129H98V128H97ZM101 129H102V126H101ZM114 129H115V128H114ZM127 129L129 130V127H128ZM137 129H138V128H137ZM141 129H143V128L141 127ZM147 129H148V128H147ZM161 129H162V128H161ZM182 129H183V128H182ZM194 129H195V128H194ZM199 129H200V128H199ZM199 129H198V130H199ZM213 129H214V127H213ZM225 129H226V128H225ZM234 129H235V128H234ZM234 129H233V130H234ZM237 129H238V125H237ZM262 129H264V128H262ZM6 130H7V129H6ZM18 130H19V129H18ZM87 130H88V129H87ZM98 130H99V129H98ZM102 130H103V129H102ZM131 130H132V129H131ZM131 130H130V131H131ZM159 130H160V129H159ZM200 130H202V129H200ZM215 130H216V128H215ZM215 130H214V131H215ZM233 130H232V131H233ZM254 130H255V129H254ZM257 130H260V129H256V131H257ZM19 131H20V130H19ZM19 131H18V132H19ZM27 131H28V130H27ZM35 131H36V130H35ZM82 131H83V130H82ZM82 131H81V132H82ZM139 131H140V129H139ZM156 131H157V130H156ZM160 131H162V130H160ZM165 131H167V130H165ZM176 131H177V130H176ZM181 131H182V130H181ZM191 131H192V130H191ZM191 131H190V132H191ZM194 131H195V130H194ZM208 131H209V130H208ZM208 131H207V132H208ZM220 131H221V130H220ZM226 131H227V130H226ZM260 131H261V130H260ZM263 131H264V130H263ZM31 132H32V131H31ZM40 132H41V131H40ZM87 132H88V131H86V133H87ZM136 132H137V131H136ZM186 132H187V131H186ZM216 132H217V131H216ZM229 132H230V131H229ZM234 132H235V131H234ZM238 132H239V131H238ZM246 132H247V131H246ZM61 133H63V132H61ZM92 133H94V132H92ZM101 133H102V132H101ZM121 133H123V132H121ZM128 133H129V132H128ZM131 133H133V131H132ZM147 133H148V132H147ZM150 133H152V132H150ZM161 133H162V132H161ZM174 133H175V131H174ZM194 133H195V132H194ZM197 133H199V132H197ZM241 133H242V131H241ZM251 133H252V131H251ZM258 133H259V132H258ZM26 134H27V133H26ZM36 134H37V133H36ZM42 134H43V133H42ZM56 134H57V133H56ZM72 134H73V133H72ZM82 134H83V133H82ZM94 134H95V133H94ZM107 134H108V133H107ZM107 134H106V135H107ZM110 134H111V133H110ZM110 134H109V135H110ZM123 134H124V133H123ZM126 134H127V133H126ZM133 134H134V133H133ZM139 134H140V133H139ZM139 134H138V135H139ZM152 134H153V133H152ZM164 134H166V132H165ZM177 134H178V133H177ZM180 134H181V133H180ZM216 134H217V133H216ZM229 134H230V133H229ZM33 135H35V134H33ZM43 135H44V134H43ZM45 135H46V134H45ZM74 135H75V137H76V134H74ZM77 135H78V134H77ZM117 135H118V134H117ZM142 135L145 136V134H142ZM150 135H151V134H150ZM150 135H149V136H150ZM162 135H163V134H162ZM168 135H169V133H168ZM185 135H186V134H185ZM190 135H191V134H190ZM190 135H189V137H190ZM201 135H202V134H201ZM203 135H204V134H203ZM205 135H206V134H205ZM207 135H208V134H207ZM230 135H232V133H231ZM252 135H253V133H252ZM24 136H25V135H24ZM30 136H31V135H30ZM55 136H56V135H55ZM88 136H89V134H88ZM107 136H108V135H107ZM113 136H116V135H113ZM147 136H148V135H147ZM151 136H153V135H151ZM163 136H165V135H163ZM194 136H195V135H194ZM209 136H210V135H209ZM216 136H217V135H216ZM220 136H221V134H220ZM225 136H226V135H225ZM234 136H235V135H234ZM238 136H239V135H238ZM259 136H260V135H259ZM25 137H26V136H25ZM57 137H58V136H57ZM57 137H56V138H57ZM67 137H68V136H67ZM70 137H71V136H70ZM77 137H78V136H77ZM105 137H106V136H105ZM116 137H117V136H116ZM126 137H128V136H126ZM165 137H166V136H165ZM165 137H164V140H165ZM176 137H178V136H176ZM206 137H207V136H206ZM213 137H214V136L212 135V138H213ZM226 137H227V136H226ZM252 137H253V136H252ZM256 137H257V136H256ZM71 138H72V137H71ZM78 138H79V137H78ZM97 138H99V137H97ZM109 138H110V137H109ZM129 138H130V137H129ZM129 138H128V139H129ZM134 138H135V137H134ZM139 138H140V137H139ZM147 138H148V137H147ZM156 138H157V137H156ZM159 138H160V137H159ZM174 138H175V137H174ZM179 138H180V137H179ZM191 138H192V137H191ZM193 138H194V137H193ZM201 138H202V137H201ZM204 138H205V137H204ZM245 138H246V137H245ZM250 138H251V137H250ZM250 138L247 137V139H250ZM254 138H255V137H254ZM262 138H263V137H262ZM18 139H19V138H18ZM52 139H53V138H52ZM79 139H80V138H79ZM113 139H115V138H113ZM144 139H146V138H144ZM153 139H154V138H153ZM172 139H173V138H172ZM183 139H184V138H183ZM186 139H187V138H186ZM198 139H199V138H198ZM206 139H207V138H206ZM216 139H217V137H216ZM221 139H222V138H221ZM221 139H220V140H221ZM230 139H231V138H230ZM242 139H243V138H242ZM247 139H246V140H247ZM260 139H261V137H260ZM19 140H20V139H19ZM33 140H34V139H33ZM70 140H71V139H70ZM81 140H82V138H81ZM103 140H104V139H103ZM124 140H125V139H124ZM136 140H137V139H136ZM136 140H134V141H136ZM157 140H158V139H157ZM177 140H178V139H177ZM189 140H190V138H189ZM193 140H194V139H193ZM210 140H211V138H210ZM224 140H225V139H224ZM233 140H234V139H233ZM246 140H245V141H246ZM15 141H17V140H15ZM47 141H48V140H47ZM55 141H56V140H55ZM75 141H76V139H75ZM121 141H122V140H121ZM148 141H149V140H148ZM168 141H169V139H168ZM181 141H182V140H181ZM190 141H191V140H190ZM194 141H195V140H194ZM198 141H200V140H198ZM203 141H204V140H203ZM212 141H213V140H212ZM212 141H211V142H212ZM241 141H242V140H241ZM258 141H259V139H258ZM13 142H14V141H13ZM17 142H18V141H17ZM21 142H22V141H20L19 143H21ZM38 142H39V141H38ZM80 142H81V141H80ZM131 142H133V141H131ZM155 142H156V141H155ZM160 142H161V141H160ZM208 142H209V141H208ZM211 142H210V143H211ZM214 142H215V141H214ZM217 142H218V141H217ZM217 142H216V144H219V143H217ZM226 142H227V141H226ZM232 142H233V141H231V143H232ZM236 142H237V141H236ZM236 142H235V143H236ZM250 142H251V141H250ZM254 142H255V141H254ZM7 143H8V142H7ZM7 143H6V144H7ZM15 143H16V142H15ZM15 143H14V144H15ZM74 143H75V142H74ZM90 143H91V142H90ZM113 143H114V142H113ZM113 143H111V144H113ZM117 143H118V142H117ZM126 143H127V145H128V142H126ZM137 143H138V142H137ZM142 143H143V142H142ZM152 143H153V142H152ZM165 143H166V141H165ZM174 143H175V142H174ZM181 143H182V142H181ZM187 143L189 144V142H187ZM187 143H186V144H187ZM195 143H197V142H195ZM16 144H18V143H16ZM61 144H62V143H61ZM65 144H66V143H65ZM83 144H84V143H83ZM139 144H140V141H139ZM145 144H146V143H145ZM153 144H154V143H153ZM161 144H162V142H161ZM213 144H214V143H213ZM228 144H229V143H228ZM250 144H251V143H250ZM257 144H258V142H257ZM18 145H19V144H18ZM68 145H69V144H68ZM68 145H67V146H68ZM74 145H75V144H74ZM122 145H124V144H122ZM132 145H133V143H132ZM150 145H151V144H150ZM158 145H160V144H158ZM167 145H168V144H167ZM177 145H178V142H177ZM177 145H176V146H177ZM198 145H200V144H198ZM205 145H206V144H205ZM207 145H208V144H207ZM209 145H210V144H209ZM211 145H212V144H211ZM225 145H226V143H225ZM225 145H224V146H225ZM232 145H233V144H232ZM253 145H255V144H253ZM258 145H259V144H258ZM258 145H257V146H258ZM261 145H262V144H261ZM26 146H27V144H26ZM69 146H70V145H69ZM69 146H68V148H71V147H69ZM72 146H73V145H72ZM91 146H92V145H91ZM96 146H97V145H96ZM103 146H104V145H103ZM106 146H107V144H106ZM125 146H126V144H125ZM136 146H138V145L136 144ZM136 146H135V147H136ZM147 146H149V145H147ZM171 146H172V145H171ZM201 146H202V144H201ZM212 146H213V145H212ZM212 146H211V147H212ZM226 146H227V145H226ZM229 146H231V145H229ZM233 146H234V145H233ZM233 146H232V147H233ZM240 146H241V145H240ZM240 146H239V147H240ZM248 146H249V145H248ZM15 147H16V146H15ZM35 147H36V145H35ZM58 147L60 148V146H58ZM73 147H74V146H73ZM81 147H82V146H81ZM86 147H87V146H86ZM92 147H93V146H92ZM100 147H101V146H100ZM110 147H111V146H110ZM165 147H166V146H165ZM165 147L163 146V148H165ZM167 147H168V146H167ZM178 147H179V146H178ZM187 147H188V146H187ZM187 147H186V148H187ZM192 147H193V146H192ZM194 147H195V145H194ZM194 147H193V148H194ZM198 147H199V146H198ZM207 147L210 148V146H207ZM222 147H223V146H222ZM222 147H221V148H222ZM236 147H237V146H236ZM241 147H242V146H241ZM251 147H252V146H251ZM260 147H262V146H260ZM77 148H78V147H77ZM97 148H98V147H97ZM108 148H109V146H108ZM127 148H128V147H127ZM127 148H126V149H127ZM130 148H131V147H130ZM132 148H133V147H132ZM149 148H151V147H149ZM168 148H169V147H168ZM179 148H180V147H179ZM179 148H178V149H179ZM184 148H185V147H184ZM202 148H203V147H202ZM202 148H201V149H202ZM212 148H213V147H212ZM233 148H234V147H233ZM237 148H238V147H237ZM248 148H249V147H248ZM252 148H253V147H252ZM258 148H259V147H258ZM15 149H16V148H14V150H15ZM40 149H41V147H40ZM40 149H39V150H40ZM54 149H55V146H54ZM54 149H53V150H54ZM57 149H58V148H57ZM106 149H107V148H106ZM114 149H115V148H114ZM147 149H148V148H147ZM178 149H177V150H178ZM181 149H182V148H181ZM189 149H190V148H189ZM198 149H200V148H198ZM204 149H205V148H204ZM217 149H218V148H217ZM262 149H263V147H262ZM17 150H18V149H17ZM26 150H27V149H26ZM55 150H56V149H55ZM63 150H64V149H63ZM63 150H62V151H63ZM66 150H67V149H66ZM77 150H78V149H77ZM89 150H90V149H89ZM93 150H94V149H93ZM104 150H105V149H104ZM123 150H124V149H123ZM136 150H137V149H136ZM144 150H145V149H144ZM155 150H156V148H155ZM182 150H183V149H182ZM196 150H197V149H196ZM220 150H221V149H220ZM75 151H76V150H75ZM79 151H80V148H79ZM111 151H113V150H111ZM147 151H148V150H147ZM170 151H171V150H170ZM201 151H202V150H201ZM201 151H200V152H201ZM210 151H211V150H210ZM210 151H209V152H210ZM228 151H229V150H228ZM247 151H248V150H247ZM257 151H258V149H257ZM259 151H260V148H259ZM263 151H264V149H263ZM42 152H43V151H42ZM63 152H64V151H63ZM66 152H67V151H66ZM69 152H70V151H69ZM73 152H74V150H73ZM73 152H72V153H73ZM76 152H77V151H76ZM93 152H94V151H93ZM95 152H96V151H95ZM97 152H98V151H97ZM117 152H118V151H117ZM135 152H136V151H135ZM135 152H134V153H135ZM145 152H146V151H145ZM165 152H166V151H165ZM167 152H168V151H167ZM174 152H175V151H174ZM180 152H181V151H180ZM190 152H191V151H190ZM209 152H207V153H209ZM212 152H213V151H212ZM223 152H224V150H223ZM233 152H234V151H233ZM243 152H244V151H243ZM55 153H56V152H55ZM80 153H81V152H80ZM80 153H79V154H80ZM82 153H84V152H82ZM91 153H92V152H91ZM104 153H105V152H104ZM132 153H133V152H132ZM159 153H160V152H159ZM178 153H179V152H178ZM184 153H185V150H184ZM186 153H187V152H186ZM219 153H222V152L219 151ZM234 153H235V152H234ZM250 153H251V152H250ZM262 153H263V152H262ZM52 154H53V153H52ZM73 154H74V153H73ZM86 154H87V153H86ZM93 154H94V153H93ZM95 154H96V153H95ZM125 154H126V153H125ZM139 154H141V153H139ZM161 154H162V153H161ZM161 154H160V155H161ZM163 154L166 155V154H168V153H166V154L163 153ZM194 154L196 155V152H195ZM201 154H202V153H201ZM212 154H213V153H212ZM217 154H218V153H217ZM217 154H215V155H217ZM226 154H229V153H226ZM236 154H237V153H236ZM256 154H257V153H256ZM256 154H255V156H257ZM258 154H259V153H258ZM16 155H17V154H16ZM55 155H56V154H55ZM66 155H67V154H66ZM80 155H81V154H80ZM80 155H79V156H80ZM82 155H83V154H82ZM89 155H90V154H89ZM99 155H100V153H99ZM110 155H111V154H110ZM110 155H108V156H110ZM121 155H122V154H121ZM173 155H175V153H174ZM195 155H194V156H195ZM209 155L211 156L210 153H209ZM219 155H220V154H218V156H219ZM246 155H247V154H246ZM261 155H264V153L261 154ZM69 156H70V155H69ZM77 156H78V154H77ZM77 156H76V157H77ZM90 156H91V155H90ZM90 156H89V157H90ZM95 156H96V155H95ZM106 156H107V155H106ZM118 156H119V155H118ZM118 156H117V158H118ZM123 156H124V155H123ZM123 156H122V157H123ZM130 156H131V155H130ZM135 156H136V155H135ZM143 156H145L144 153H143ZM147 156H148V154H147ZM158 156H159V155H158ZM177 156H178V155H177ZM186 156H187V155H186ZM190 156H191V155H190ZM203 156H204V155H203ZM210 156H209V157H210ZM212 156H213V155H212ZM212 156H211V157H212ZM224 156H225V155H224ZM236 156H237V155L234 154V157H235V158H236ZM244 156H245V155H244ZM46 157H49V156H46ZM63 157H64V155H63ZM65 157H66V156H65ZM70 157H71V156H70ZM73 157H75V156H73ZM104 157H105V156H104ZM125 157H126V156H125ZM136 157H137V156H136ZM145 157H146V156H145ZM153 157H154V156H153ZM183 157H184V156H183ZM199 157H200V156H199ZM199 157H198V158H199ZM211 157H210V158H211ZM214 157H215V156H214ZM229 157H230V156H229ZM238 157H239V156H238ZM238 157H237V158H238ZM258 157H259V155H258ZM258 157H256V158H258ZM260 157H261V156H260ZM263 157H264V156H263ZM263 157H262L261 160H263ZM28 158H29V157H28ZM56 158H57V157H56ZM67 158H68V157H67ZM94 158H95V157H94ZM102 158H103V157H102ZM114 158H115V157H114ZM138 158H139V156H138ZM148 158H149V156H148ZM159 158H160V156H159ZM171 158H172V157H171ZM179 158H180V157H179ZM190 158H191V157H190ZM192 158H193V157H192ZM204 158H205V157H204ZM219 158H220V157H218V159H219ZM237 158H236V159H237ZM251 158H254V157H251ZM251 158H250V159H251ZM48 159H49V158H48ZM105 159H106V158H105ZM115 159H116V158H115ZM124 159H125V158H124ZM143 159H144V158H143ZM153 159H154V158H153ZM187 159H188V158H187ZM187 159H186V161H187ZM207 159H208V158H207ZM211 159H213V158H211ZM214 159H216V158H214ZM218 159H216V161H217ZM225 159H226V158H225ZM228 159H229V158H228ZM246 159H247V158H246ZM61 160H62V159H61ZM71 160H72V159H71ZM81 160H82V159H81ZM98 160H99V159H98ZM110 160H111V159H110ZM125 160H126V159H125ZM138 160H139V159H138ZM144 160H145V159H144ZM148 160H150V159H148ZM158 160H159V159H158ZM158 160H157V162H158ZM165 160H167V159H165ZM176 160H177V159H176ZM221 160H222V159H221ZM259 160H260V159H259ZM62 161H63V160H62ZM103 161H104V163H106L105 160H103ZM108 161H109V160H108ZM127 161H128V160H127ZM130 161H131V160H130ZM145 161H147V160H145ZM145 161H144V162H145ZM153 161H154V160H153ZM161 161H162V160H161ZM171 161H172V160H171ZM188 161H189V160H188ZM193 161H194V158H193ZM200 161H201V160H200ZM242 161H243V160H242ZM85 162H86V161H85ZM89 162H90V161H89ZM98 162H99V161H98ZM116 162H117V160H116ZM120 162H121V161H120ZM141 162H143V161H141ZM141 162H140V163H141ZM147 162H148V161H147ZM149 162H150V161H149ZM174 162H175V161H174ZM180 162H181V161H180ZM182 162H183V161H182ZM182 162H181V163H182ZM194 162H195V161H194ZM218 162H219V161H218ZM258 162H259V161H258ZM63 163H64V162H63ZM76 163H77V162H76ZM101 163H102V162H101ZM145 163H146V162H145ZM151 163H152V162H151ZM155 163H156V162H155ZM155 163H154V165H156ZM178 163H179V161H178ZM178 163H177V164H178ZM189 163H190V162H189ZM189 163H188V164H189ZM211 163H212V162H211ZM219 163H220V162H219ZM219 163H218V164H219ZM226 163H227V162H226ZM238 163H241V160H240V162H237L236 164H238ZM256 163H257V162H256ZM260 163H261V162H260ZM23 164H24V163H23ZM64 164H65V163H64ZM66 164H67V163H66ZM96 164H97V162H96ZM108 164H109V163H108ZM119 164H120V163H119ZM133 164H134V163H133ZM136 164H138V163H136ZM148 164H149V163H148ZM158 164H159V163H158ZM175 164H176V163H175ZM184 164H185V163H184ZM190 164H191V163H190ZM205 164H206V163H204L203 165H205ZM223 164H224V163H223ZM244 164H245V163H244ZM253 164H254V160H253ZM100 165H101V164H100ZM123 165H124V164H123ZM131 165H132V164H131ZM138 165H139V164H138ZM138 165H137V166H138ZM145 165H146V164H145ZM149 165H150V164H149ZM151 165H152V164H151ZM154 165H153V166H154ZM215 165H216V164H215ZM219 165H220V164H219ZM230 165H231V164H230ZM238 165H239V164H238ZM247 165H248V164H247ZM254 165H255V164H254ZM43 166H44V165H43ZM45 166H46V165H45ZM72 166H73V165H72ZM75 166H76V165H75ZM83 166H84V165H83ZM118 166H119V165H118ZM120 166H121V165H120ZM120 166H119V167H120ZM133 166H134V165H133ZM141 166H143V165H141ZM161 166H162V165H161ZM170 166H171V165H170ZM180 166H181V165H180ZM185 166H186V164H185ZM192 166H193V164H192ZM205 166H207V164H206ZM217 166H218V165H217ZM221 166H222V168H223V165H221ZM235 166H236V165H235ZM251 166H252V165H251ZM263 166H264V165H263ZM50 167H51V166H50ZM93 167H94V166H93ZM93 167H92V168H93ZM102 167H103V165H102ZM110 167H111V166H110ZM114 167H115V166H114ZM122 167H125V166H122ZM147 167H148V166H147ZM149 167H151V166H149ZM154 167H155V166H154ZM157 167H158V166H157ZM164 167H165V166H164ZM171 167H172V166H171ZM195 167H197V165H196ZM199 167L201 168V166H199ZM209 167H210V165H209ZM225 167H226V166H225ZM240 167H242V165H241ZM243 167H244V165H243ZM63 168H64V167H63ZM111 168H112V167H111ZM128 168H129V167H128ZM135 168H136V166H135ZM174 168H175V167H174ZM178 168H179V167H178ZM185 168H186V167H185ZM190 168H191V167H190ZM193 168H194V167H193ZM203 168H204V167H202V169H203ZM206 168H207V167H206ZM237 168H238V167H237ZM248 168H250V165H249ZM260 168H261V167H260ZM58 169H59V168H58ZM120 169H121V168H120ZM130 169H131V168H130ZM156 169H157V168H156ZM170 169H171V168H170ZM170 169H169V170H170ZM180 169H182V166H181ZM202 169H201V170H202ZM204 169H205V168H204ZM204 169H203V170H204ZM207 169H208V168H207ZM209 169H210V168H209ZM215 169H216V168H215ZM223 169H224V168H223ZM238 169H239V168H238ZM243 169H244V168H243ZM261 169H263V168H261ZM6 170H8V169H6ZM94 170H95V169H94ZM123 170H124V168H123ZM126 170H127V169H126ZM137 170H138V169H136V171H137ZM142 170H143V169H142ZM146 170H147V169H146ZM160 170H162V169H160ZM194 170H195V169H194ZM201 170H200V175H201ZM203 170H202V172H203ZM231 170H232V169H231ZM246 170L250 171L249 169H246ZM251 170H252V168H251ZM40 171H41V170H40ZM130 171H131V170H130ZM130 171H129V172H130ZM144 171H145V170H144ZM144 171H143V172H144ZM149 171H150V170H149ZM172 171H173V170H172ZM178 171H179V170H178ZM178 171H177V172H178ZM182 171H183V169H182ZM186 171H187V170H186ZM192 171H193V170H192ZM195 171L197 172V170H195ZM198 171H199V170H198ZM204 171H205V170H204ZM240 171H241V170H240ZM252 171H253V170H252ZM31 172H32V171H31ZM72 172H73V171H72ZM94 172H95V171H94ZM97 172H98V171H97ZM112 172H113V169H112ZM126 172L128 173V171H126ZM152 172H153V171H152ZM161 172H162V171H161ZM166 172H167V171H166ZM170 172H171V171H170ZM170 172H169V173H170ZM179 172H180V171H179ZM183 172H184V171H183ZM183 172H182V173H183ZM193 172H194V171H193ZM206 172H207V171H206ZM230 172H231V171H230ZM241 172H242V171H241ZM256 172H257V171H255V173H256ZM42 173H43V171H42ZM98 173H99V172H98ZM119 173H120V172H118L117 175H119ZM156 173H157V172H156ZM167 173H168V172H167ZM167 173H166V174H167ZM169 173H168V174H169ZM174 173H175V172H174ZM180 173H181V172H180ZM184 173H185V172H184ZM189 173H190V172H189ZM189 173H188V174H189ZM197 173H198V172H197ZM197 173H196V174H197ZM203 173H204V172H203ZM208 173L210 174L209 171H208ZM219 173H220V172H219ZM122 174H123V173H122ZM122 174H121V175H122ZM128 174H129V173H128ZM128 174H127V175H128ZM140 174H141V173H140ZM159 174H160V173H159ZM164 174H165V173H164ZM175 174H176V173H175ZM177 174H178V173H177ZM177 174H176V175H177ZM185 174H187V173H185ZM188 174H187V175H188ZM209 174H208V175H209ZM222 174L226 175V174H225V171H224V173H222ZM222 174H221V175H222ZM230 174H232V173H230ZM234 174H235V172H234ZM236 174H237V173H236ZM3 175H4V174H3ZM46 175H47V174H46ZM89 175H90V174H89ZM113 175H115V174H113ZM121 175H120V176H121ZM123 175H124V174H123ZM160 175H161V174H160ZM162 175H163V174H162ZM180 175H181V174H180ZM187 175H186V176H187ZM192 175H193V174H192ZM206 175H207V174H206ZM214 175H215V173H214ZM245 175H246V174H245ZM252 175H253V174H252ZM91 176H92V175H91ZM94 176H95V175H94ZM106 176H107V175H106ZM174 176H175V175H174ZM193 176H194V175H193ZM198 176H199V175H198ZM212 176H213V175H212ZM217 176H218V175H217ZM239 176H240V174H239ZM102 177H103V176H102ZM121 177H122V176H121ZM126 177H127V176H126ZM138 177H139V175H138ZM207 177H208V176H207ZM223 177H224V176H223ZM228 177H229V176H228ZM233 177H234V176H233ZM237 177H238V176H235V179H236ZM98 178H99V177H98ZM98 178H97V179H98ZM112 178H113V177H112ZM123 178H124V177H123ZM131 178H132V177H131ZM149 178H150V177H149ZM200 178H202V177H200ZM211 178H212V177H211ZM217 178H218V177H217ZM220 178H221V177H220ZM224 178H225V177H224ZM239 178H241V177H238V179H239ZM90 179H91V177H90ZM93 179H94V178H93ZM101 179H102V178H101ZM108 179H109V178H108ZM115 179H116V178H115ZM118 179H119V178H118ZM133 179H134V178H133ZM162 179H163V178H162ZM182 179H184V178H182ZM195 179H196V178H195ZM197 179H199V178H197ZM81 180H82V179H81ZM85 180H86V179H85ZM111 180H112V179H111ZM134 180H135V179H134ZM171 180H172V179H171ZM176 180H177V179H176ZM185 180H186V179H185ZM185 180H184V181H185ZM189 180H190V179H189ZM213 180H214V178H213ZM220 180H222V179H220ZM254 180H257V179L255 178ZM258 180H259V179H258ZM77 181H78V180H77ZM91 181H92V180H91ZM101 181H102V180H101ZM106 181H107V180H106ZM113 181H114V180H113ZM115 181H116V180H115ZM123 181H124V179H123ZM125 181H126V180H125ZM131 181H132V180H131ZM140 181H141V180H140ZM144 181H145V180H144ZM150 181H151V180H150ZM152 181H153V180H152ZM164 181H165V180H164ZM201 181H203V179H202ZM206 181H207V180H206ZM211 181H212V180H211ZM215 181H216V180H215ZM222 181H223V180H222ZM224 181H225V180H224ZM236 181H237V180H236ZM92 182H93V181H92ZM110 182H111V181H110ZM138 182H139V181H138ZM138 182H137V183H138ZM147 182H148V181H147ZM160 182H161V181H160ZM171 182H172V181H171ZM177 182L179 183V181H177ZM185 182H186V181H185ZM190 182H191V181H190ZM209 182H210V181H209ZM216 182H217V181H216ZM234 182H235V181H234ZM239 182H240V181H238L237 183H239ZM25 183H26V182H25ZM93 183H94V182H93ZM100 183H101V182H100ZM106 183H107V182H106ZM114 183H116V182H114ZM117 183H118V182H117ZM117 183H116V184H117ZM119 183H120V181H119ZM135 183H136V182H135ZM166 183H167V182H166ZM178 183H176V184H178ZM180 183H182V182H180ZM203 183H204V182H203ZM206 183H208V182H206ZM224 183H225V182H224ZM258 183H259V182H258ZM80 184H81V183H80ZM120 184H121V183H120ZM120 184H119V185H120ZM125 184H126V183H125ZM142 184H143V183H142ZM170 184H173V183H170ZM186 184H187V183H186ZM195 184H196V183H195ZM211 184H212V183H211ZM225 184H226V183H225ZM231 184H232V183H231ZM234 184H235V183H234ZM110 185H111V184H110ZM119 185H118V186H119ZM128 185H129V184H127L126 186H128ZM152 185H156V184H152ZM157 185H158V183H157ZM162 185H163V184H162ZM182 185H183V184H182ZM188 185H189V184H188ZM213 185H214V184H213ZM213 185H212V186H213ZM217 185H218V184H217ZM32 186H33V185H32ZM34 186H35V185H34ZM86 186H87V184H86ZM104 186H105V185H104ZM129 186H130V185H129ZM138 186H139V184H138ZM167 186H168V184H167ZM178 186H179V184H178ZM180 186H181V184H180ZM184 186H186V185H184ZM184 186H183V187H184ZM194 186H195V185H194ZM196 186H197V185H196ZM232 186H233V185H232ZM37 187H38V186H37ZM78 187H79V185H78ZM97 187H98V186H97ZM111 187H112V186H111ZM111 187H110V188H111ZM120 187H121V186H120ZM132 187H134V186H132ZM161 187H162V186H161ZM171 187H173V186H170V187H168V188L173 189V188H171ZM189 187H190V186H189ZM197 187H199V184H198ZM205 187H206V186H205ZM214 187H215V185H214ZM214 187H212V188H214ZM217 187H218V186H217ZM243 187H244V186H243ZM247 187H248V186H247ZM247 187H246V189H247ZM84 188H85V187H84ZM90 188H91V187H90ZM99 188H100V187H99ZM99 188H97V189H99ZM108 188H109V187H108ZM110 188H109V189H110ZM126 188H127V187H126ZM130 188H131V187H130ZM135 188H136V187H135ZM165 188H166V187H165ZM168 188H167V189H168ZM177 188H179V187H177ZM185 188H186V187H185ZM187 188H188V186H187ZM194 188H195V187H194ZM208 188H209V187H208ZM230 188H231V187H230ZM63 189H64V188H63ZM91 189H92V188H91ZM119 189H121V188H119ZM119 189H118V190H119ZM123 189H124V186H123ZM156 189H157V188H156ZM163 189H164V187H163ZM183 189H184V188H183ZM183 189H181V190L183 191ZM195 189H197V188H195ZM202 189H203V188H202ZM204 189H205V188H204ZM222 189H223V188H222ZM250 189H251V188H250ZM24 190H25V189H24ZM29 190L31 191L30 188H29ZM83 190H84V189H83ZM99 190H100V189H99ZM101 190H102V189H101ZM103 190H104V189H103ZM128 190H129V189H128ZM159 190H160V189H159ZM168 190H169V189H168ZM178 190H179V189H178ZM188 190H191V189H188ZM210 190H211V188H210ZM260 190H261V189H260ZM80 191H81V189H80ZM92 191H93V189H92ZM92 191H91V192H92ZM104 191H105V190H104ZM145 191H146V190H145ZM152 191H155V190H152ZM160 191H161V190H160ZM163 191H164V190H163ZM170 191H171V190H170ZM175 191L177 192V190H175ZM182 191H181V192H182ZM198 191H199V190H198ZM205 191H206V190H205ZM215 191H216V190H215ZM215 191H213V194H216V193H217V196H218V192L214 193ZM238 191H240V189H239ZM263 191H264V190H263ZM3 192H4V191H3ZM5 192H6V191H5ZM7 192H8V190H7ZM25 192H26V191H25ZM38 192H39V191H38ZM73 192H74V191H73ZM77 192H78V190H77ZM87 192H88V190H87ZM91 192H90V194H91ZM95 192H96V191H95ZM111 192H112V191H111ZM115 192H116V189H115ZM123 192H124V191H123ZM123 192H122V193H123ZM133 192H134V190H133ZM140 192H141V191H140ZM172 192H174V191H172ZM189 192H190V191H189ZM189 192H187V193L189 194ZM261 192H262V191H261ZM9 193H10V192H9ZM18 193H19V192H18ZM35 193H36V191H35ZM80 193H81V192H80ZM92 193H93V192H92ZM116 193H118V192H116ZM127 193H128V192H127ZM130 193H131V191H130ZM130 193H129V194H130ZM135 193H136V189H135ZM152 193H153V192H152ZM155 193H156V192H155ZM159 193H161V192H159ZM159 193H158V194H159ZM169 193H170V192H169ZM191 193H192V192H191ZM191 193H190V194H191ZM201 193H202V191H201ZM2 194H3V193H2ZM22 194H23V193H22ZM65 194H66V193H65ZM83 194H84V191H83ZM139 194H140V193H139ZM150 194H151V193H150ZM156 194H157V193H156ZM158 194H157V195H158ZM162 194H163V193H162ZM164 194H165V193H164ZM171 194H172V193H171ZM171 194H169V195H171ZM175 194H176V193H175ZM175 194H174V195H175ZM179 194H180V193H179ZM181 194H182V193H181ZM181 194H180V195H181ZM192 194H194V191H193ZM195 194H196V193H195ZM7 195H8V194H7ZM18 195H20V194H18ZM121 195H122V194H121ZM127 195H128V194H127ZM134 195H135V194H134ZM137 195H138V194H137ZM165 195H166V194H165ZM184 195H186V192H185ZM209 195H210V193H209ZM211 195H212V194H211ZM0 196H1V194H0ZM23 196H24V195H23ZM25 196H26V195H25ZM80 196H81V194H80ZM131 196H132V195H131ZM177 196H178V194H177ZM204 196H205V195H204ZM207 196H208V195H207ZM207 196H206V198H207ZM1 197H2V196H1ZM29 197H30V196H29ZM35 197H36V196H35ZM125 197H128V196H125ZM125 197H124V198H125ZM158 197H159V196H158ZM161 197H162V196H161ZM182 197H184V196H182ZM186 197H187V196H186ZM198 197H199V196H198ZM211 197H212V196H211ZM218 197H219V196H218ZM221 197H222V196H221ZM5 198H6V197H5ZM14 198H15V197H14ZM38 198H39V196H38ZM92 198H93V197H92ZM92 198H91V200H92ZM110 198H111V197H110ZM121 198H122V197H121ZM121 198H120V199H121ZM128 198H129V197H128ZM130 198L132 199L133 197H130ZM149 198H150V197H149ZM156 198H157V196H156ZM178 198H179V197H178ZM188 198H189V197H188ZM191 198H192V197H191ZM216 198H217V197H216ZM3 199H4V198H3ZM35 199H37V198H35ZM88 199H89V198H88ZM88 199H87V200H88ZM115 199H117V197H116ZM122 199H123V198H122ZM176 199H177V198H176ZM176 199H175V200H176ZM183 199H184V198H183ZM202 199H203V198H202ZM204 199H205V197H204ZM218 199H220V198H218ZM236 199H238V198H236ZM44 200H45V199H44ZM117 200H118V199H117ZM124 200H126V199H124ZM128 200H129V199H128ZM143 200H144V199H143ZM155 200H156V199H155ZM158 200H159V199H158ZM165 200H166V199H165ZM175 200H174V201H175ZM185 200H186V198H185ZM185 200H184V201H185ZM223 200H225V199L223 198ZM239 200H241V199H239ZM14 201H15V200H14ZM25 201H26V200H25ZM36 201H37V200H36ZM39 201H41V199H40ZM50 201H51V199H50ZM55 201H56V200H55ZM80 201H82V200H80ZM96 201H97V200H96ZM96 201H95V202H96ZM109 201H110V200H109ZM139 201H140V200H139ZM159 201H160V200H159ZM163 201H164V199H163ZM172 201H173V200H172ZM178 201H180V200H178ZM188 201H190V198H189ZM196 201H197V200H196ZM206 201H207V200H206ZM210 201H211V200H210ZM214 201H216V200H214ZM221 201H222V200H221ZM2 202H4V201H2ZM6 202H7V201H6ZM23 202H24V201H23ZM28 202H29V201H28ZM43 202H44V201H43ZM70 202H71V201H70ZM89 202H90V201H88L87 204H89ZM92 202H93V201H92ZM104 202H105V201H104ZM125 202H128V201H125ZM170 202H171V201H170ZM208 202H209V201H208ZM222 202H223V201H222ZM30 203H31V202H30ZM102 203H103V202H102ZM106 203H107V202H106ZM114 203H115V202H114ZM116 203H117V202H116ZM130 203H131V202H130ZM134 203H135V202H134ZM141 203H142V202H141ZM147 203L149 204L150 202H147ZM156 203H157V202H156ZM163 203H164V202H163ZM167 203H168V202H167ZM187 203H188V202L186 201V204H187ZM210 203H211V202H210ZM212 203H213V201H212ZM215 203H216V202H215ZM19 204H20V203H19ZM66 204H67V203H66ZM91 204H92V203H91ZM95 204H96V203H94V205H95ZM97 204H98V203H97ZM128 204H129V202H128ZM150 204H151V203H150ZM154 204H155V203H154ZM159 204H160V203H159ZM159 204H158V205H159ZM169 204H170V203H169ZM176 204H177V201H176ZM179 204H180V203H179ZM179 204H178V205H179ZM197 204H198V203H195V207H196ZM204 204H207V202L204 201ZM241 204H242V203H241ZM247 204H248V203H246V206H247ZM59 205H60V204H59ZM75 205H76V204H75ZM79 205H81V204H79ZM83 205H85V204L83 203ZM89 205H90V204H89ZM101 205H102V204H101ZM106 205H107V204H106ZM130 205H131V204H130ZM158 205H156V206H154V207H158ZM164 205H167V204H164ZM174 205H175V204H174ZM216 205H217V204H216ZM228 205H229V202H228ZM230 205H231V204H230ZM237 205H238V204H237ZM243 205H244V204H243ZM3 206H4V205H3ZM15 206H16V205H15ZM26 206H27V205H26ZM29 206H30V205H29ZM66 206H67V205H66ZM73 206H74V205H73ZM95 206H96L95 208H97V205H95ZM126 206H127V205H126ZM134 206H135V205H134ZM151 206H152V205H151ZM180 206H181V205H180ZM186 206H187V205H186ZM257 206H258V205H257ZM7 207H8V206H7ZM17 207H19V206H17ZM75 207H77V206H75ZM81 207H82V206H81ZM86 207H87V206H86ZM103 207H105V206H103ZM137 207H138V205H137ZM172 207H173V206H172ZM181 207H182V206H181ZM183 207H184V206H183ZM202 207H203V206H201V208H202ZM211 207H212V206H211ZM211 207H210V208H211ZM230 207H231V206H230ZM244 207H245V206H244ZM254 207H255V205H254ZM258 207H259V206H258ZM8 208H9V207H8ZM23 208H24V207H23ZM28 208H29V207H28ZM28 208H27V209H28ZM83 208H84V207H83ZM87 208H88V207H87ZM130 208H131V206H130ZM138 208H139V207H138ZM166 208H167V207H166ZM189 208H191V207H189ZM192 208H193V207H192ZM201 208H200V209H201ZM205 208H206V207H205ZM212 208H213V207H212ZM215 208H216V206H215ZM217 208H219V207H217ZM220 208H222V206H220ZM234 208H235V207H234ZM241 208H242V206H241ZM6 209H7V208H6ZM27 209H26V210H27ZM32 209H33V208H32ZM35 209H36V208H35ZM100 209H101V208H100ZM106 209H108V208H106ZM117 209H118V207H117ZM173 209H174V208H173ZM179 209H180V208H179ZM196 209H197V208H196ZM232 209H233V208H232ZM232 209H231V210H232ZM236 209H237V208H236ZM238 209H239V208H238ZM242 209H244V208H242ZM256 209H257V207H256ZM258 209H259V208H258ZM258 209H257V210H258ZM26 210H25V211H26ZM66 210H67V209H66ZM79 210H80V209H79ZM90 210H91V209H90ZM130 210H131V209H130ZM157 210H158V209H157ZM192 210H194V208H193ZM192 210H190V213H191ZM197 210H198V209H197ZM220 210H221V209H220ZM220 210H219V209H216L215 211H220ZM228 210H230V209H228ZM239 210H240V211H238V212L241 213L242 210H241V209H239ZM37 211H38V210H37ZM55 211H56V210H55ZM75 211H76V210H75ZM92 211H93V210H92ZM132 211H134V209H133ZM136 211H137V210H136ZM140 211H141V210H140ZM152 211H153V210H152ZM183 211H184V210H183ZM188 211H189V210H188ZM233 211H234V210H233ZM26 212H27V211H26ZM32 212H33V211H32ZM67 212H68V211H67ZM113 212H115V211H113ZM163 212H164V211H163ZM193 212H194V211H193ZM195 212H196V211H195ZM197 212H198V211H197ZM205 212H206V211H205ZM208 212H209V210H208ZM212 212H213V210H212ZM234 212L237 213V211H234ZM246 212H247V215H248L249 212H248V211H246ZM6 213L8 214V212H6ZM10 213H11V212H10ZM28 213H31V212H28ZM35 213H36V212H35ZM63 213H64V212H63ZM82 213H83V212H82ZM98 213H99V212H98ZM110 213H111V212H110ZM115 213H116V212H115ZM209 213H210V212H209ZM214 213H216V212H214ZM231 213H232V212H231ZM236 213H235V216L237 217ZM7 214H5V212H4V215H7ZM12 214H13V213H12ZM20 214H21V213H20ZM49 214H50V212H49ZM54 214H55V213H54ZM69 214H70V213H69ZM85 214H86V213H85ZM106 214H107V213H106ZM129 214H130V213H129ZM135 214H136V212L134 213V215H135ZM193 214H194V213H193ZM196 214H197V213H195L193 216H196ZM210 214H211V213H210ZM237 214H238V213H237ZM244 214L246 215V213H244ZM251 214H252V213H251ZM33 215H34V214H33ZM47 215H48V214H47ZM60 215H61V214H60ZM75 215H76V214H75ZM78 215H79V214H78ZM114 215H115V214H114ZM125 215H126V214H125ZM136 215H138V214H136ZM149 215H150V214H149ZM154 215H155V214H154ZM154 215H153V216H154ZM163 215H164V214H163ZM172 215H173V214H172ZM179 215H180V214H179ZM182 215H183V214H182ZM198 215H200V214L198 213ZM206 215H207V214H205V216H206ZM214 215L216 216V214H214ZM214 215H213V216H214ZM228 215H229V214H228ZM238 215L242 216L241 214H238ZM245 215H244V218L246 217L245 219H247L248 217H249V219H250V217H253V215L250 216V214L248 215V217H247V215H246V216H245ZM25 216H26V215H25ZM72 216H73V215H72ZM83 216H84V215H83ZM127 216H128V215H127ZM147 216H148V215H147ZM183 216H184V215H183ZM185 216H186V215H185ZM187 216H188V215H187ZM187 216H186V217H187ZM208 216H209V214H208ZM217 216H218V215H217ZM254 216H256V215H254ZM257 216H258V215H257ZM8 217H9V216H8ZM23 217H24V216H23ZM27 217H28V216H27ZM30 217H31V216H30ZM35 217H36V216H34V217H32V218H35ZM47 217H49V216H47ZM53 217H55V216H53ZM78 217H79V216H78ZM107 217H109V216H107ZM129 217H130V216H129ZM155 217H156V216H155ZM174 217H175V216H174ZM176 217H177V216H176ZM178 217H179V216H178ZM186 217H185V219H187ZM259 217H261V216H259ZM25 218H26V217H25ZM56 218L60 219V217H56ZM66 218H67V217H66ZM85 218H86V217H85ZM88 218H89V217H88ZM100 218H101V216H100ZM119 218H120V217H119ZM123 218H125V217H123ZM149 218H150V217H149ZM163 218H164V216H163ZM172 218H173V217H172ZM194 218H195V217H194ZM200 218H201V216H200ZM206 218H207V217H206ZM208 218H209V217H208ZM208 218H207V219H208ZM214 218H216V217H214ZM230 218H231V217H230ZM241 218H242V217H241ZM255 218H257V217H255ZM255 218H252V219L254 220ZM64 219H65V218H64ZM96 219H97V218H96ZM102 219H103V217H102ZM151 219H152V218H151ZM166 219H167V218H166ZM175 219H176V218H175ZM185 219H184V220H185ZM189 219H190V218H189V216H188V220H189ZM191 219H192V218H191ZM209 219H211L210 221H212V218H211V217H210ZM216 219H217V218H216ZM238 219H239V218H238ZM249 219H248V220H249ZM252 219H251V220H252ZM5 220H6V219H5ZM22 220H23V219H22ZM27 220H28V219H27ZM36 220H37V219H36ZM54 220H55V218H54ZM72 220L77 221L78 219L76 220V218H75V219H72ZM87 220H88V219H87ZM87 220H85V221H87ZM94 220H95V219H94ZM99 220H101V219H99ZM181 220H182V219H181ZM195 220H196V219H195ZM204 220H205V219H204ZM217 220H218V219H217ZM248 220H246V221L248 222ZM14 221L16 222L17 220H14ZM25 221H26V220H25ZM74 221H73V222H74ZM81 221H82V219H81ZM129 221H131V220H129ZM149 221H150V220H149ZM157 221H159V220H157ZM164 221H166V220H164ZM176 221L179 222V220H176ZM176 221H175V222H176ZM196 221H197V220H196ZM210 221H209V222H210ZM218 221L221 222V218H220V220H218ZM227 221H229V219H228ZM230 221H231V220H230ZM233 221H234V219H233ZM240 221H241V219H240ZM243 221H245V220L243 219ZM2 222H3V221H2ZM9 222H10V221H9ZM9 222H8V223H9ZM20 222H21V221H20ZM33 222H34V221H33ZM56 222H59V221L56 220ZM103 222H104V221H103ZM111 222H112V221H111ZM123 222H124V221H123ZM167 222H168V221H167ZM197 222H198V221H197ZM206 222H207V221H206ZM209 222H208V223H209ZM253 222H254V221H252L251 223H253ZM24 223H25V222H24ZM65 223H66V222H65ZM70 223H71V222H70ZM74 223H75V222H74ZM84 223H85V222H84ZM84 223H83V224H84ZM101 223H102V222H101ZM131 223H132V221H131ZM150 223H152V222H150ZM156 223H157V222H156ZM158 223H159V222H158ZM184 223H185V222H183L182 224H184ZM213 223H214V222H213ZM230 223H231V222H230ZM232 223H235V222H232ZM244 223H245V222H244ZM5 224H6V223H5ZM18 224H19V223H18ZM38 224H39V223H38ZM68 224H69V223H68ZM77 224H78V223H77ZM102 224H103V223H102ZM113 224H114V223H113ZM161 224H162V223H161ZM175 224H176V223H175ZM179 224H181V222H179V223H177V225H173V226L176 227V226H178ZM186 224L188 225L189 222H188V223L186 222ZM186 224L184 225V227L186 226ZM190 224H191V223H190ZM204 224H205V223H204ZM204 224H203V226H204ZM211 224H212V223H211ZM222 224H223V223H222ZM222 224H221V225H222ZM228 224H229V223H228ZM239 224H240V223H237V225H239ZM13 225H14V224H13ZM31 225H32V224H31ZM33 225H34V224H33ZM33 225H32V226H33ZM39 225H40V224H39ZM86 225H87V224H86ZM96 225H97V224H96ZM167 225H168V224H167ZM192 225H195L194 222H193ZM198 225H200V224H198ZM213 225H214V224H213ZM213 225H211V226H213ZM225 225H226V224H225ZM229 225H230V224H229ZM22 226H23V225H22ZM29 226H30V225H28V228H29ZM81 226H82V223H81ZM106 226H109V225H106ZM181 226H182V225H181ZM188 226H189V225H188ZM205 226H206V225H205ZM207 226L211 228V231H212L213 228H215L214 226H213V228H212L210 225H207ZM215 226H216V225H215ZM218 226H219V225H217V227H218ZM231 226H232V225H231ZM239 226H240V225H239ZM239 226H237V227H239ZM42 227H43V226H42ZM73 227H75V226H73ZM83 227H84V225H83ZM85 227H86V226H85ZM115 227H116V226H115ZM115 227H114V228H115ZM126 227H127V226H126ZM132 227H133V226H132ZM132 227H131V228H132ZM195 227H196V228H195ZM195 227H194V230L197 231V230H198V227H197L196 225H195ZM237 227H236V229H238ZM240 227H241V226H240ZM240 227H239V228H240ZM16 228H17V227H16ZM20 228H21V227H20ZM23 228H24V227H23ZM23 228H22V229H23ZM34 228H35V227H34ZM81 228H82V227H81ZM104 228H105V227H104ZM106 228H108V227H106ZM180 228H181V227H180ZM180 228H179V229H180ZM185 228L187 229V227H185ZM188 228H189V232H190V231L192 232V230H190V227H188ZM221 228H222V227H221ZM70 229H71V228H70ZM70 229H69V230H70ZM84 229H85V228H84ZM88 229H89V228H87V230H88ZM94 229H95V227H94ZM109 229H110V228H109ZM112 229H113V227H112ZM117 229H119V228H117ZM124 229H125V227H124ZM169 229H170V228H169ZM177 229H178V227H177ZM182 229H183V228H182ZM192 229H193V227H192ZM216 229H219V227L216 228ZM216 229L214 230L215 232H218V233H219L220 230L222 231V229H220L219 231H218V230L216 231ZM233 229H234V228H233ZM240 229H241V228H240ZM4 230H5V229H4ZM4 230H3V231H4ZM47 230H48V229H47ZM49 230H50V229H49ZM72 230H73V229H72ZM87 230H86V231H87ZM95 230H96V229H95ZM95 230H94V231H95ZM99 230H100V229H99ZM114 230H115V229H114ZM173 230L177 232V230H175V229H173ZM173 230H171V231H173ZM183 230L185 231V229H183ZM205 230H206V229H205ZM231 230H232V229H231ZM238 230H239V229H238ZM3 231H2V232H3ZM26 231H27V230H26ZM41 231H42V230H41ZM44 231H45V230H44ZM51 231H53V230L51 229ZM64 231H65V230H64ZM102 231H103V230H102ZM169 231H170V230H169ZM179 231H181V230H179ZM184 231H182V233H184ZM199 231H200V230H198V232H199ZM226 231H227V229H226ZM236 231H237V230H236ZM19 232H20V231H19ZM19 232H18V235H19ZM60 232H61V231H60ZM87 232H88V231H87ZM98 232H99V231H98ZM104 232H105V231H104ZM111 232H112V231H111ZM163 232H164V231H163ZM198 232H197V233H198ZM201 232H202V233H199L200 235L203 234V232L206 234V231H202V230H201ZM212 232H213V231H212ZM215 232H214V233H215ZM233 232H235V229H234ZM237 232L239 233V231H237ZM10 233H11V232H10ZM26 233H28V232H26ZM79 233H80V232H79ZM81 233H82V232H81ZM185 233L187 234L188 231L186 230ZM208 233H209V232H208ZM208 233H207V234H208ZM214 233H213L212 235L209 233L208 235H211V236L214 237ZM218 233L216 234L217 237H216V235H215V237H214L216 240H219V239H217V238H219V237H218ZM222 233H223V232H222ZM228 233H229V232H227V234H228ZM4 234H5V233H4ZM11 234H13V233H11ZM51 234H52V233H51ZM64 234H65V233H64ZM68 234H70V233H68ZM100 234H101V233H100ZM100 234H99V235H100ZM111 234H112V233H111ZM149 234H150V233H149ZM168 234H169V233H168ZM171 234H172V232H171ZM176 234H177V233H176ZM180 234H181V233H180ZM186 234H185V235H186ZM188 234H189V233H188ZM188 234H187V235H188ZM190 234H191V233H190ZM205 234H203L204 237H205ZM219 234H221V233H219ZM235 234H236V232H235ZM1 235H2V234H1ZM1 235H0V236H1ZM78 235H81V234H78ZM78 235L76 234L75 236H78ZM85 235H86V233H85ZM87 235H88V234H87ZM87 235H86V237H87ZM89 235H90V234H89ZM99 235H98V236H99ZM112 235H113V234H112ZM185 235H184V236H185ZM191 235H192V234H191ZM208 235H207V237H208ZM221 235H222V234H221ZM223 235H224V234H223ZM223 235H222V237H223ZM225 235H226V233H225ZM236 235H237V234H236ZM28 236H29V235H28ZM31 236H32V235H31ZM48 236H49V235H48ZM52 236H53V235H52ZM66 236H68V235H66ZM83 236H84V235H83ZM184 236H182V237H184ZM201 236H202V235H201ZM219 236H220V235H219ZM227 236L230 237V235H227ZM18 237H19V236H18ZM22 237H23V236H22ZM32 237H33V236H32ZM60 237H61V236H60ZM88 237H89V236H88ZM171 237H172V236H171ZM177 237H178V235H177ZM182 237L180 236V238H182ZM11 238H12V237H11ZM16 238H17V237H16ZM16 238H15V239H16ZM23 238H24V237H23ZM28 238H29V237H28ZM67 238H68V237H67ZM73 238H74V237H73ZM76 238H77V237H76ZM84 238H85V237H84ZM93 238H94V237H93ZM113 238H114V236H113ZM163 238H164V237H163ZM163 238H161V239H162L161 241H163ZM165 238H166V236H165ZM187 238H188V240H189L190 236H187L185 239L187 240ZM191 238H192V236H191ZM191 238H190V239H191ZM195 238H196V237H195ZM201 238H203V237H201ZM211 238H212V237H211ZM0 239H2V238H0ZM7 239H8V238H7ZM68 239H69V238H68ZM70 239H71V238H70ZM80 239H81V238H80ZM108 239H109V238H108ZM108 239H107V240H108ZM173 239H174V238H173ZM178 239H179V238H178ZM196 239H199V237L196 238ZM207 239H208V238H207ZM225 239H226V237H225ZM37 240H38V239H37ZM50 240H51V239H50ZM57 240H58V239H57ZM83 240H84V239H83ZM83 240H81L82 243H83ZM101 240H102V238H101ZM165 240H166V239H165ZM168 240H169V239H168ZM170 240H171V238H170ZM170 240H169V241H170ZM188 240H187V244L189 243ZM192 240H193V239H192ZM204 240H206V238H204ZM213 240H214V239H213ZM213 240H212L211 243H213ZM221 240H222V239H220V242L217 241V243L214 242V244L216 243V244H215V247H216L217 249H218V246H219V245L223 246V245H222V244H223V243H222L223 241H221ZM229 240H230V238H229ZM229 240H228V241H229ZM3 241H4V239H3ZM45 241H46V240H45ZM63 241H64V240H63ZM63 241H62V242H63ZM72 241H73V239H72ZM98 241H99V240H98ZM98 241L96 240V242H98ZM103 241H104V239H103ZM109 241H110V240H109ZM161 241H160V242H161ZM174 241H175V240H174ZM199 241H200V240H198V242H199ZM206 241H207V240H206ZM206 241H205V242H206ZM225 241H227V240H225ZM225 241H224V242H225ZM28 242H29V241H28ZM48 242H49V241H48ZM50 242H51V241H50ZM70 242H71V241H70ZM87 242H88V240H87ZM99 242H100V241H99ZM112 242H113V241H112ZM208 242H209V241H208ZM7 243H8V241H7ZM44 243H45V242H44ZM72 243H73V242H72ZM100 243H102V242H100ZM161 243H162V242H161ZM193 243H194V246H195V243H196V242L192 241L191 244H193ZM211 243H210V244H211ZM220 243H221V244H220ZM28 244H30V243H28ZM31 244H32V243H31ZM70 244H71V243H70ZM94 244H95V243H94ZM105 244H106V243H105ZM156 244H157V243H156ZM164 244H165V243H164ZM168 244H170V243H168ZM171 244H172V243H171ZM171 244H170V246H172ZM177 244L180 245V243H177ZM196 244L199 246L200 243H199V244L196 243ZM206 244H209V243L206 242ZM206 244H205V246H206ZM210 244H209V245H210ZM9 245H10V244H9ZM58 245H59V244H58ZM64 245H65V244H64ZM64 245L62 244V246H64ZM68 245H69V243H68ZM81 245H82V244H81ZM89 245H90V244H89ZM91 245H92V243H91ZM96 245H97V244H96ZM157 245H158V244H157ZM157 245H156V246H157ZM166 245H167V243H166ZM217 245H218V246H217ZM24 246H25V245H24ZM37 246H38V245H37ZM60 246H61V245H60ZM83 246H84V245H83ZM102 246H103V245H102ZM151 246H152V245H151ZM160 246H161V245H160ZM160 246H158V247H156V248H158V249L160 250V248H161ZM163 246L165 247V245H163ZM170 246H168V247H169V248H175V249H176V247H177V246H174V245H173L174 247H173V246L170 247ZM190 246H191V245H190ZM205 246L202 245V247H205ZM207 246H208V245H207ZM212 246H213V244H212ZM221 246H220L219 248H222ZM22 247H23V246H22ZM58 247H59V246H58ZM68 247H69V246H68ZM75 247H76V246H75ZM85 247H86V246H85ZM94 247H95V246H94ZM99 247H101V246H99ZM168 247H166L167 250L169 249ZM179 247H180V246H179ZM181 247H183V245H181ZM185 247H188V246L185 245ZM200 247H201V246L198 247V248H199V252H200ZM202 247H201V248H202ZM208 247H209V249H210L211 246H208ZM213 247H214V246H213ZM61 248H62V247H61ZM153 248H154V247H153ZM192 248H193V246H192ZM194 248L196 249L197 246L194 247ZM198 248H197V251H198ZM205 248H207V247H205ZM2 249H4V248H2ZM29 249H31V245H30V248H29ZM29 249H28V250H29ZM34 249H35V248H34ZM65 249H66V248H65ZM92 249H93V248H92ZM96 249H97V248H96ZM161 249H162V248H161ZM164 249H165V248H164ZM164 249H163V250H164ZM177 249H178V248H177ZM177 249H176V250H177ZM195 249H194V250H195ZM207 249H208V248H207ZM211 249H212V248H211ZM211 249H210V250H211ZM37 250H38V248H37ZM43 250H44V249H43ZM153 250H154V249H153ZM176 250H175V251H176ZM181 250H183V249H181ZM191 250H192V249H191ZM194 250H193V251H194ZM202 250H204V248H203ZM212 250H215V249L213 248ZM20 251H21V250H20ZM95 251H96V250H95ZM178 251H180V248H179ZM185 251H186V253L183 251L184 254L190 253V249H189V250H185ZM188 251H189V252H188ZM205 251H206V253H208L207 250H205ZM208 251H209V250H208ZM217 251H219V250H217ZM55 252H56V251H55ZM89 252H90V251H89ZM93 252H94V251H93ZM191 252H192V251H191ZM194 252H196V251H194ZM194 252H192V254H196V253H194ZM212 252H213V251H212ZM24 253H26V252H24ZM62 253H63V252H62ZM65 253H66V252H65ZM85 253H86V252H85ZM159 253H160V252H159ZM170 253H171V252H170ZM170 253H169V254H170ZM181 253H182V252H180V255H179L178 253H176V255L173 253L174 255H172V256H175V259H177L178 257L181 256ZM202 253H203V251H202L201 254H200L201 256H202ZM209 253H210V251H209ZM214 253H216V251H214ZM44 254H45V253H44ZM44 254H43V255H44ZM92 254H94V253H92ZM165 254H166V253H165ZM203 254H204L205 256H207L205 253H203ZM56 255H58V254H56ZM60 255H61V254H60ZM159 255H160V254H159ZM166 255H167V254H166ZM177 255H179V256L176 258ZM188 255H189V254H188ZM204 255H203V257L206 258ZM208 255H209V254H208ZM210 255H211V257H210ZM210 255H209V258L211 259V258H212V255H214V254H210ZM1 256H2V255H1ZM1 256H0V257H1ZM33 256H35V255H33ZM33 256H32V257H33ZM46 256H47V255H46ZM143 256L145 257V255H143ZM163 256H164V255H163ZM167 256L169 257V255H167ZM183 256H184V255H183ZM32 257H31V258H32ZM42 257H44V256H42ZM42 257H41V258H42ZM148 257H149V256H148ZM165 257H166V256H165ZM165 257H163V258H165ZM185 257H186V256H185ZM187 257H189V256H187ZM187 257H186V258H187ZM21 258H22V257H21ZM31 258H30V259H31ZM146 258H147V257H146ZM153 258H154V257H153ZM173 258H174V257H173ZM183 258H184V257H183ZM186 258H185V259H186ZM196 258H197V256H196ZM209 258H208V259H209ZM147 259H149V258H147ZM151 259H152V258H151ZM166 259H167V258H166ZM179 259H180V258H179ZM181 259H182V258H181ZM185 259H183L182 261L184 262ZM187 259H189V258H187ZM191 259H195V256H194V258L191 257ZM197 259H198V258H197ZM4 260H6V259L4 258ZM9 260H10V259H9ZM31 260H32V259H31ZM39 260H40V259H39ZM48 260H49V259H48ZM54 260H55V259H54ZM149 260H150V259H149ZM189 260H190V259H189ZM189 260H188V261H189ZM16 261H17V260H16ZM35 261H36V260H35ZM35 261H34L33 263H35ZM152 261H153V259H152ZM155 261H156V260H155ZM169 261H171V259H169ZM188 261L186 260L187 263H188ZM4 262H5V261H4ZM20 262H21V261H20ZM20 262H19V263H20ZM28 262H29V261H28ZM52 262H53V261H52ZM165 262H166V261H165ZM186 262H185V263H186ZM191 262L193 263V261H190V263H191ZM31 263H32V262H31ZM54 263H55V262H54ZM156 263H158V262H156ZM168 263L170 264V263H172V261H171V262H166V264H168ZM180 263L183 264L181 261H180ZM180 263H179V264H180ZM185 263H184V264H185ZM22 264H23V263H22ZM36 264H37V263H36ZM47 264H48V263H47ZM134 264H135V263H134ZM136 264H137V263H136ZM149 264H150V263H149Z\"/></svg>",
  "mask_w": 264,
  "mask_h": 264
}]
</instances>
